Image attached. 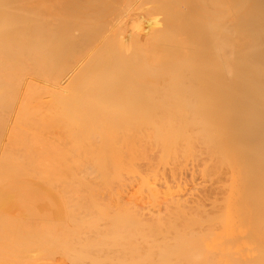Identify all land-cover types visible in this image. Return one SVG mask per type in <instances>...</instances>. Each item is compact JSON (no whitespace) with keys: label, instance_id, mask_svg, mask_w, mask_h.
I'll return each mask as SVG.
<instances>
[{"label":"bare ground","instance_id":"1","mask_svg":"<svg viewBox=\"0 0 264 264\" xmlns=\"http://www.w3.org/2000/svg\"><path fill=\"white\" fill-rule=\"evenodd\" d=\"M231 1L229 2V0H226L224 2V0H0V52H1L0 55L2 53H4V54H2V56H3L2 58L5 57V61H4L5 64L0 63V68H1L0 69V89L3 91V94L0 95V110L2 108V111H0L2 114V117H1L2 120H0L1 121L0 122V151L2 150L1 153L3 154L2 155L3 158L2 159L0 158V159L2 161H4L3 159H5L6 162H8V159L5 157V154H4V153H6V154H10L9 157H8V155H6L9 158V161L14 160L16 158L17 154L15 153V158H14L13 154H11V151L14 149H15V151L19 150V152H21L20 154L26 153L29 156L27 160H26V158H24L25 159L24 162L26 163L25 164L26 166H27V164L28 165L30 163L33 164L32 162H34L33 165L41 170L39 172V169L36 170L34 168L35 169V171H34V169L32 168L29 170V173H28L26 169H28L27 167L30 168L31 165H29L27 167L24 166L23 165L24 162H22V160H24V159L17 160L19 162H14L16 160L12 161L13 165L10 163L11 162L10 161L9 165L12 166L13 168H17V170H19V171H17L19 176L20 175L22 176V174H24L26 177L25 178L21 177V178H23V180L27 179L26 180L27 182L24 180V183H25L24 184L23 180L20 181L19 179H21V178L17 179L16 178L17 174H15L14 177L16 179L15 178L12 179L11 176H10L11 178H8L9 176H7V178L10 179L9 182H12V183H9L7 185L6 183L8 182V179L7 180L4 179V177L6 175L5 176L3 175V178H2L3 180L0 179V187L2 188V186L4 185L3 188L0 190V208H4V210H5L6 209L5 207H9V205L11 203L9 204L7 202L9 205H6L2 202L6 201V200L8 201V197H11V196H9V195H11V193H12V196H14V194H15V199L18 198V199H16V201L20 202V200H21L22 203L20 202V204H19L20 206L24 205V202L26 201L25 199H27V201L31 199L30 201H32L37 197L39 201H37L36 199H35V201H37L38 203L41 200H44V198L48 194H43V195H45V197H42L40 199V197H38V194L40 193L41 190H39V193H37L36 191H38V190H35L34 188L37 189L39 186L30 188V186H36V185H32L33 182H35V181L32 182L31 180L35 179L34 177H36V178L40 177V175L42 176L40 178L44 177V179H46V180H49L51 178L54 179L52 177V174H54V173H52V172L53 171L57 172V169H61V168H59V166H62V167L64 166L63 169L65 167H71V168L72 167H75V168H77V167L81 168L82 167L81 168V170L83 171L82 174H81V171L79 170L80 174L82 176L84 173H86V172H84L83 168H86L88 170V174L91 172L90 170H96L99 168L98 172L96 170L95 173L97 174L100 172L101 178L100 177H98V178L102 182H103V180H101V179L104 178V173H105V176H106V172L108 175L109 174L113 175V173L115 174V172H117L116 170H118V168H120V166H121V168H122V166H123V168H124V166L126 168L127 166L132 167V165L134 164V166L132 168L136 169L137 166H135V165H137V164H135L134 162L136 161L138 163V162H140L139 160H137V159H139L138 157H142V156L144 157L146 150H147V147L149 145L148 142H150V141H153V142H151V143H153V145L156 144V143H154V141L155 142L159 141V142H157L158 143L157 145H159L158 146L159 148L162 145H164V146H162L163 148L162 147L160 148L161 149L160 154H161V152H162V154H163V152H166L164 154L169 153L168 155L163 154L165 156L164 157L162 155L164 157L163 159L160 158V155H158L160 160L157 159L156 162L159 160V162H161L160 164H162V165H163V163H164V165L166 164V162L164 161L166 157H170L168 160L171 161L170 160L172 158L171 156L175 155V154L172 155L171 150L172 149L174 150L175 147L172 144L175 143L176 141L178 142L177 145L181 144L180 146H182L183 144H185V148L188 146L190 148L191 144H193V147H195L196 149L199 146H197L198 144L196 146H194V144L200 143V144H202V146H204L206 148V150H205V149H202L201 147H199V148H201L200 151L205 150L206 154L208 153L209 155H211L209 157L210 159L212 156H217L215 159V162L217 165L219 163V161L217 159H219L221 164L223 163L224 165L226 163H229V165L234 163V167L238 166L237 167L238 169L239 168L243 169L242 171H244V174L248 175V171L244 169V164L246 163V158H248V157L245 156L246 153L245 154L243 153L244 152L243 149H245V147L243 146L244 147L243 148L242 144H240L241 138L243 136V135L241 136V134H242L241 132H247L246 130L250 129V128H247V126H245V125H248V127L251 126V128H253L252 133L255 134V135H251L249 133L251 135L250 136L248 134L251 137L250 139H245L246 137H244V136H246V135L243 136V138H244V140H246V142L251 141L250 142L252 144L251 146L248 143L251 151H254V150L256 151L257 146H258L260 151L264 148V137L260 136V138H257V135H256L257 132L259 134V132L263 133V131H264L263 130L264 129V123H262V122H264L263 121L264 119L262 118L264 115L261 113V115H262V116H260L262 118V120H261V118L259 117V114H260L259 105L256 104L257 105L256 108L254 107L255 106L254 102H256V99L254 100V97H256L255 95L256 94L259 95V96H257V98L260 96H262V98H263V96H264V92H263L264 91L263 90L264 89L263 88L264 87V81H263V84H262V82L260 83V81L263 79L264 75H262V78H261L257 74V72H258L257 69L259 67H262V65L264 66V24H263L264 19L260 18L261 16L264 18V16H263L264 10L263 9L261 10V6H262V8L264 6V1L242 0L244 3L243 4L239 3V5L240 4L243 5L242 6L243 8H242L241 5L239 6L238 4H235L237 0H233L235 3L234 2H232V3L235 4V7L238 10L236 8H233L234 6L232 5ZM226 2L229 4L231 3L230 6ZM237 3H238V1H237ZM226 4L229 8L226 6ZM236 5L239 7H237ZM259 7H260V9H259ZM227 8H228V10H230V8H232L233 10L237 11V12L236 11L235 12L237 13L238 16L236 15V13H235V16L238 17V18H236L237 20L240 18L239 19L240 23L237 22L240 26V28H237V31L240 29V33L238 31L239 35L241 34L240 38L238 37V35H237L238 33L235 29V26L236 27H239V26L237 25V23L234 24L235 22H233V19H230V18H233L232 12H234V11L233 10L232 11L227 10V13H225V10ZM240 8H242V11H240L241 10ZM239 11H240L241 15H239L240 13L238 14ZM259 12H260V14H259ZM230 13L232 16L229 15ZM225 18H227V21H229L228 23H227V21H225ZM259 19L263 22H260ZM230 20H232V24H231ZM235 31L237 34L235 33ZM235 34L237 35L236 39H235V36H236ZM238 38L240 40L239 43L241 42V39H242L243 44L242 43L240 44V47L242 49L241 48L238 49V46H239ZM239 50L242 53L246 51L245 52L247 55V57L245 55L246 59H244L245 57H243L245 53H243V55H242L241 53H239ZM240 54H241V56H240ZM227 56H229V57H227ZM249 57H250V61L248 60ZM241 59H243L244 61L242 60L243 61L242 62ZM246 61H247V64H246ZM244 62L246 65L243 64ZM248 63H249V65H248ZM1 64L3 65L2 67H1ZM243 65L245 66L246 69L247 68L248 69L243 70V67H244ZM255 66L258 68L254 69ZM248 70L249 71L253 70V71L252 72L250 71V73H251L250 74L248 72ZM242 71L246 72V73L243 72L246 75V78H245V75L243 73H242L243 76L241 75L240 72H242ZM248 74H250V75L247 76ZM256 74L260 79H258ZM166 76H168V77H166ZM173 78H174V80H172ZM244 78H245V80H243ZM258 80H260V81H258ZM244 81H245V83H244ZM243 84H245L244 87L245 88L247 87V90L243 87ZM162 85H164V87ZM165 85H167V86H165ZM172 85H175L177 87V89H175L174 86H172ZM259 86H262V87L260 88ZM165 87H167V88L165 89ZM241 87H242V89L244 88V90H245V91L242 90L243 94H244V92L248 91L249 93L246 92L245 94L251 93L250 96H252V94L254 93V95L252 96L253 101L252 100L250 101V99H248L249 98L248 95L245 96V94H244V96L247 97V98H244L245 100H243V98H242L243 94H242V96L239 95L241 97H239L238 95L236 96V94L242 93L240 90ZM168 88H169V90H168ZM171 88H174L175 90H173V89L170 90ZM259 88L262 90L261 92H260ZM164 89L166 91L168 90V92L164 91ZM238 89L240 90V93H236L234 95V92H239V91H237ZM254 89L257 93L254 91ZM1 90H0V93H2ZM258 90H259L260 94L258 93ZM184 91H186L187 94ZM232 91H234L233 94H232ZM251 91H253V93ZM220 92H223L224 96L220 95V94H222ZM230 92H231V94H230ZM70 98L73 101L72 103L70 100H68ZM241 98H242L243 102H241L242 101ZM259 100H260V98H259ZM263 100H264V98H263ZM263 100H260V101L263 102ZM69 103H70V105L68 107V110L71 107V112H75V113H73L75 115L74 118H72L73 115L71 117V114H72L71 112H69L70 113L69 114L68 111H66V110L64 111V109H67V108L64 107V109H61L65 104H66L65 106L67 107ZM242 103L245 104V107L242 106L243 109H245V113L240 114L239 107H241V105H244ZM263 106H264V103H263ZM227 107L229 110L227 109ZM243 109H241V110H243ZM61 110L64 111L63 114H62V112H59ZM200 111H203V114H201ZM262 112H264V111H262ZM189 114L190 115L193 114V116L198 114L197 119L201 118V117H199V115L204 116V114H205V119L202 118V119H204L205 122L200 119L202 121L200 123V121H198L196 119V116H195L194 120H197L200 124L198 126L197 121L193 122L194 120L191 119L192 121L191 120L190 121L193 122V124L195 125L194 126L189 121V118H190ZM62 115H63V117H62ZM65 115H66V117H65ZM241 115H243V116H241ZM67 116H69L70 119H68L69 117H67ZM193 116H191V117H193ZM241 117L244 118V121H243V119H241ZM35 118H37L39 121V124L37 123L38 121L36 122V126L38 125V128L36 126L35 127L37 129L33 128L32 126H34L35 124L30 126V124H31L30 123L29 128L32 127L33 129H29L27 127V123L32 122V119L34 121ZM257 119H259L261 121L260 126L257 125V123H258ZM27 120H29V121L27 122ZM240 120H241V122L242 121L245 122V125H243V128H242L243 123H241V124L239 123ZM233 121H236L237 124H235ZM34 122H32V123H34ZM74 122H76V123L78 122L77 126H76V123H75V126L72 125V124H74ZM173 122L174 123L179 122L180 124H182V126L184 124V127H185V125H187L186 123H188L189 124L188 126H190V127L192 126L190 130H192L193 127L195 130V127L200 128V126H201L203 128L204 127L208 128V131H206L207 129L206 130L204 129L205 131L203 130L204 131L203 132L202 129H200L201 130L200 133H197V132H199V130L196 131V133L198 135L193 133V135L195 134L196 136H192V135H190L192 133L188 134V132H187V130H189L190 127L188 128L186 126L187 129L183 128V127H181V128L184 129L182 131L186 130L187 133L184 132V134H182V131L180 134H178L179 132L174 133L173 132L174 130L169 129V126L171 123H172V125H174ZM202 123H204L205 125ZM233 123H234V126L236 125L235 126L236 128L233 127V128H235V130H233V128H232ZM162 124H166L164 129H162L163 128ZM177 125H178V123L177 124L175 123L174 128H176ZM202 125H204V126H202ZM166 126H167V128H166ZM256 126H258V128ZM244 127H246L245 131L242 130V129H245ZM170 128L174 129L173 127H170ZM177 130L180 131L179 128ZM161 132L165 133V134L163 133L164 135L161 136L162 138H164V136H166V137H169L168 139H170V142L175 141V142L170 143V145L173 146L174 148L173 147L171 148V146L168 147L169 141H167V143H166V140H165L166 138L162 139L160 137ZM192 132H194V131H192ZM207 132H208V134H207L208 136H206V134H204ZM262 133H260V134H262ZM28 134L30 136H28ZM244 134H246V133H244ZM263 134H262V136H264ZM199 135L201 137H198ZM204 135L207 137V138L204 137L206 139H204L202 137ZM160 138L162 140H165V142L163 141L161 143L162 145H160V140H161ZM200 138H202V140ZM247 138H249V137H247ZM27 140H29V141L27 142ZM179 142H184V143L182 144ZM163 143H166L167 147ZM174 145L176 146V143ZM244 145H245V143H244ZM4 147H5V150H4ZM246 147L248 148V146H246ZM149 148H151V147H149ZM195 148H193V149H195ZM155 149H156V147H155ZM165 149H166V151H162ZM179 149L182 151L184 150V149H181V147L180 148L176 147L177 151ZM193 149H190V150H193ZM6 150H8V151L6 152ZM176 150H174V153ZM187 150L188 149H185V151H187ZM149 151H147V153ZM185 151L183 152L184 155H186ZM155 152L154 153L149 152V155L151 153L152 156L156 158L157 155L155 154ZM197 152H198V150H197ZM247 153H248V151H247ZM252 153H255V152H252ZM256 153H258V152H256ZM262 153H264V150ZM20 154L18 153V156H20ZM26 154H24V155H26ZM153 154H155L156 156H154ZM158 154H159V150H158ZM176 154L178 157L179 156L178 152ZM180 154H182V153H180ZM188 154H190V155L192 154L191 155L192 157L194 156L193 153H188ZM188 154H187V158H188ZM184 155L182 157H184ZM248 155L251 157L250 153ZM10 156H12V158ZM257 156H255V157H257ZM259 156H260L259 159L263 157L261 155V153L259 154ZM30 157H31V159H30ZM182 157L180 155L179 158H182ZM200 157H201V155L199 156V158ZM203 157H206V156L204 155ZM203 157L200 158L201 160L200 159H198V160H200V162H201L203 160L202 159ZM125 158L128 160V163L126 162L127 160H123ZM150 158L151 157H149V159ZM184 158L180 159V160H184ZM214 158L215 157H212V159H214ZM206 159H208V157H206ZM206 159H204V160H206ZM210 159H209V161H210ZM176 160H179V159L177 158ZM176 160L174 162L177 164L178 161L176 162ZM190 160H191V158H190ZM2 161L0 163L3 165ZM153 161H154V159H153ZM186 161H185V164H187ZM195 161L196 160L194 159V164L196 163ZM217 161H218V163H217ZM156 162L153 163L150 161V167L152 166L151 163H153V165L156 167V165H155V164H157ZM254 162H256V161H254ZM175 163L172 165H174V167L176 168ZM181 163L184 164V161L183 162L180 161V165L183 167V165ZM257 163H259V161ZM257 163H255V164H257ZM5 164L7 165L8 163H5ZM94 164L98 165L95 167L96 169L94 168ZM201 164H203V163H201ZM235 164L237 166H235ZM2 165H1V169H2ZM9 165H8V167H9ZM15 165H16V167H15ZM138 165H139V163H138ZM229 165L227 164V166H229ZM232 165L229 166V169L233 168ZM257 165L256 166L253 165V166H255V168H256ZM107 166L114 167L116 170H112V171H115V172L109 173V171H107L108 169L105 170L103 168V167H107ZM143 166H145V165H143ZM163 166H161V167H163ZM181 166H180L179 172L183 171V168L181 169ZM3 167H4V165H3ZM56 167H58V168L56 169ZM167 167H169L168 168L169 170L166 169V171L167 170L170 171V167H171L170 162L168 163ZM174 167L172 166V168H174ZM204 167H206V165ZM211 167H214V165ZM222 167H223V165H222ZM250 167L252 168V166H250ZM260 167H261V163H260ZM71 168H69V169H71ZM138 168H139V166H138ZM178 168H179V165H178ZM178 168H176V169L178 170ZM245 168H246V165H245ZM248 168H246V169H248ZM100 169H103L101 171H103L104 173L99 171ZM122 169H119L118 172L121 171ZM146 169H148V167ZM152 169L154 170L155 168L152 167ZM152 169H149V170H152ZM157 169H159V168L157 167ZM157 169H155L157 171V173H156V171H155V173L156 174H162L159 176L161 178H163L162 176H164L163 174H165V173H162V172L164 170H162V172L160 171L161 173L160 172L158 173L159 170H157ZM184 169H187V168H185V166H184ZM218 169H219V167H218ZM240 169H239V171L237 169L236 170L238 172H241ZM128 170H129V168H128ZM128 170H126L127 172L125 170H124L125 172H123V170H122L121 173L123 172L122 173L123 175L125 173L126 175L129 174V176H131L130 174L133 175L134 173L137 172L138 169H136V170L132 169V170H134V171H132L133 173L131 171L129 173ZM130 170H131V168H130ZM142 170H145V169H142ZM257 170H258V168H257ZM21 171H23V172H21ZM37 171L39 173H42V174L39 175V173H36ZM168 171L166 173H168ZM176 171L174 170V173ZM212 171H211V173H212ZM223 171L225 172V170H223ZM259 171H261L260 168H259ZM6 172H8V171L6 170ZM19 172H21V174ZM24 172H26V173H24ZM31 172L33 173L34 176L31 175ZM59 172H60V170H59ZM141 172H138V173H141ZM170 172H172V171H170ZM170 172L168 174L169 177H171L173 175V173H170ZM197 172H195V173L197 174ZM138 173H137V175H138ZM142 173H143L142 175H144V172H142ZM152 173H153V171H152ZM155 173H154L153 177L155 176ZM177 173H178V171H177ZM214 173H216V172H214ZM221 173H223V172H221ZM233 173H235V169H234ZM258 173H260V172H258ZM2 174H3V172H2ZM8 174L9 173H7V175ZM29 174L31 176H33V178H29V179H31L30 183H32V184H29V181H28L29 179L27 178L28 177L27 175H29ZM170 174H172V175L170 176ZM192 174H193V172H192ZM18 175H17V177H19ZM48 175H50V176H48ZM85 175L83 177H86ZM90 175L92 177L93 174L90 173ZM147 175H148V173H147ZM147 175H144L143 177H146ZM203 175H205V174H202V177H203ZM217 175H218V173L216 174V177H217ZM227 175H229V174H227ZM240 175H242V174H240ZM243 175H242V177L245 176V179L246 178L247 179L246 180L242 179L241 176H240V179L243 180L244 182L247 181L246 184H249L248 179H250V178L248 176L246 177V175H244V176ZM254 175H255V173H254ZM110 176L105 177L104 179L112 178L114 176L112 178V180L110 179L111 181L107 180V181L113 183V179L114 178L116 179V176L115 175H113L111 177ZM139 176L142 178L141 175H139ZM150 176H152V175L150 174ZM165 176H166V174H165ZM178 176H179V174H178ZM211 176L212 175H210V177ZM49 177H51V178H49ZM74 177H76V176H74ZM74 177H72V179ZM133 177H134V175H133ZM140 177H139V179H141ZM177 177H175V178L177 179ZM220 177L218 179H220L222 181V179ZM258 177H259V175H258ZM64 178H65V176H64ZM66 178L64 180L63 179L62 180L65 181ZM80 178H81V176L79 177L78 182L82 181V180H80ZM98 178H96L97 181L99 180ZM125 178H128V177L125 176L124 179ZM146 178L145 179L142 178L143 184L142 183H141L142 185L139 184L140 186H144L145 185L144 182L145 181L147 182V180L151 179L149 177H148L149 179H146ZM161 178L159 179V181L161 180ZM173 178H174V176H173ZM173 178L171 177V179H173ZM252 178H254L253 175H252ZM56 179H60V178H56ZM87 179L86 180L84 179V180L87 181ZM118 179H120V178L117 177V179L115 181H117ZM133 179H130V181L131 182L135 181ZM139 179H137V181ZM180 179H182V178L180 177ZM214 179L217 180V178H214ZM224 179H226V180L228 179L227 181L229 182L230 178H224ZM256 179H257V176H256ZM11 180H13V181L15 180L14 181L15 183ZM16 180H18V182H16ZM40 180H42V179H40ZM40 180L39 179L37 180V181H39L38 183H40ZM69 180H70V178H68V180L65 182H69ZM73 180H75V179H73ZM73 180L72 181L70 180V181L73 182ZM84 180L82 181V182H84V184L88 182V181L85 182ZM155 180H158V179H155ZM164 180L166 181L168 179L165 178ZM173 180L171 182H174ZM178 180H179V178H178ZM178 180H177V182H174V183L178 184L179 183ZM4 181H6V182H4ZM122 181H121V183H122ZM127 181H129V180L127 179ZM185 181L183 182L184 184H185ZM203 181H205V180L203 179ZM237 181L239 182L237 184H240L241 181H239L238 178H237L236 182ZM243 181H242V183H243L242 185L244 186L245 183ZM249 181H251V180H249ZM21 182H22L21 187L24 184L23 188H21L20 184H18ZM42 182L44 183V181H41V183ZM75 182H74V184H75ZM92 182H93L92 180L89 181V183H92ZM104 182H105V180H104ZM118 182H119V180H118ZM124 182H125V184L122 183L123 185L122 184L121 185L122 186L125 185L124 187H126V188L123 187L121 189L122 190L121 192H123V189H125V190L128 189L127 187H129L130 183H131V182L126 183V181H124ZM154 182H156V181H154ZM163 182H161V183H163ZM191 182H193V181H191ZM251 182H254V181H251ZM56 183H59V182H56ZM89 183L86 184L84 187L88 189L89 186H92L91 184L89 185ZM150 183L151 182L149 181L148 184H150ZM170 183L168 182V184H170ZM215 183H213V184H215ZM262 183L263 182L261 181L258 184L260 185ZM1 184H3V185L1 186ZM10 184L14 185V187H11ZM28 184H29V186H27ZM34 184H36V183H34ZM45 184H49V183L48 182L44 183V186H45ZM50 184L52 185L53 183L50 182ZM66 184H68V183H66ZM76 184L80 185L79 183H76ZM76 184L74 186L77 187ZM126 184H127V186H126ZM135 184H136V181H135ZM135 184L133 186H137V184L136 185ZM164 184H165V182L163 183V185H160V186H164ZM166 184H167V182H166ZM252 184H250V185H252ZM254 184H256V183H254ZM263 184H262L261 188L263 187ZM15 185H16V188L19 189V191L17 189H13V188H15ZM17 185H18V187H17ZM51 185L49 187H51ZM59 185H61V184H59ZM72 185H73V183H72ZM83 185H81L82 188H83ZM97 185H98V182H97ZM106 185H107V183H106ZM109 185H111V184L109 183ZM117 185H120V183H118ZM183 185L181 183L180 186H183ZM225 185H226V183H225ZM242 185H238V186H242ZM6 186L8 187L9 191L12 188L11 191L14 192L16 190L18 192L17 193L15 192L13 194V192H9L7 190H4ZM57 186L58 185H56V187ZM153 186L150 184L151 188ZM171 186H172V184L169 186L168 185L164 186V187H166V191L164 193L167 192V189L169 187H170V189L173 187V186L172 187ZM218 186L219 185H217L216 187L218 188ZM7 187H6V189H7ZM66 187L67 186H65V188ZM103 187H104V184H103ZM155 187L157 188L158 186H155ZM207 187H206V190H208ZM216 187H214V188H216ZM236 187H234L232 189V192H231L232 198L230 199V202L228 203V205H227V203L226 204L224 203L221 205L216 203L217 205H213L214 210L216 208L215 212L213 211V209H212L213 212H209L210 210H207L206 206H205L206 204H209V205L211 204L209 202L210 200L208 201V198H207V201L209 203L206 202V204H205L206 195H208L206 192H209L210 196L211 195L215 196L216 192L214 190H212L213 191L212 193L215 192L214 195L210 194L211 193V190H210V191H206V192L204 191L206 194L204 196V195H202V193H198L199 191L198 192L196 191L197 188H194L195 192L198 195L200 194L202 197H200V198L197 197L198 199H193L194 198V196H193L192 200H194V201H192L191 203H190L191 199L185 198L187 201L188 200L189 201L188 202L186 201L187 203H185L184 202L185 199H183V201H181L182 202L181 203L180 200H179V202L176 201L177 198L172 195L174 193L177 194V191L176 192L174 191L173 193L171 192L172 194L168 191L169 192L168 198H169V195H172V197H170V199H167V200L163 199V198H161L163 200H159L157 197L160 196L159 193L163 194V192L161 190H159L160 191L159 192L158 189H156V188H155L156 189V192H155V190H153L154 189L153 188L152 191H154V194H153V192H151L152 194L149 193L152 196L153 200H155L154 196L157 195L156 198L159 200V202L162 201V202H160V204H162V205L164 204V206H160V205L158 206V204H157V206L160 208L166 207V209L168 208V209H172V210L169 211L167 209L166 211H169V213H167V212L165 213V210H164L165 215L164 214L162 215L159 211H161L163 213L162 210L165 208H163V209L161 208V210H160V208H158L159 209L158 213L156 212L157 210L154 212L156 216H154V213H152L153 211L150 213V214H152L153 219H151L152 217L150 218V216H148L150 218L149 220L148 219L145 220V215H143V213L142 214L140 213L141 212L140 208L135 207V204L137 206L139 204V202H137L138 199H135L138 204L136 202L134 204L133 202L135 200L133 201L130 197L131 202L134 204V206L130 205L132 207V209H128L131 207L130 206L126 207L122 204L124 206V209H122L123 210L122 211L120 209V208H123V206H121V203H122L121 200L123 199L124 196H122L121 198H118L117 197V196H119L118 191H117L118 195L116 194L117 196H115V195L112 196L110 194V192H111L110 190L105 191L107 189L104 188V190H103L102 188H100L103 190V193L108 192V194H110V197L112 196V198H113L115 196L114 197L115 199L118 198L117 201L113 198L116 201L115 202L116 205H117L118 200H119V202L121 201L120 206L118 207V205H117V208H116V209H118V208L120 209L121 214L125 210L123 215L126 213H128V215L132 213V216H133V213L135 214V212L137 211V210L136 211L133 210L134 209L133 207H135L136 209H139L140 212L137 211V213L141 214V215H137L138 221L136 223L138 226H136V227L140 226V228H138V230L141 229L140 233H142L143 236L141 234H139L138 232H136L138 230H136L135 227H133L132 230L130 229V228H132L131 227L132 226L131 220L129 219L130 223L126 222V220L128 219V215L127 216L122 215L124 217L123 219L121 218L122 216L120 218L118 216V218H119L118 219L117 215H116L117 212L115 211L116 209L114 208L113 211H115V213L113 215L111 214L112 220L110 219V221H113V218H114L113 216L115 215L116 217L114 219L117 218L118 221L115 222L116 220H114L113 222L116 224L119 222L120 228H118L119 224H118V226L114 225L115 226L114 227L113 226L114 223H112L111 227L112 228L114 227V230H113L114 232L116 231L115 229L119 230L118 231L119 233L113 234V235H116L115 237L114 236L112 237V235H110V239L107 235V237L109 239L107 241H109V243H111L110 241L112 240V242H113V239H115V238L116 239L119 238V240H122L124 237V239H127L126 236H128V235L132 236V234L135 232V233H138L136 235L133 234L135 238L132 237L133 239H131V236H129L130 238L128 237V240H130V239L134 240L135 239L136 243L141 242L140 243L141 246L145 243L146 244L145 246H146L148 252H150L149 255H152L151 254L152 250H154L156 253L158 251L157 254L159 255V257L152 255L153 258L152 257L151 258L153 261L151 259H149L148 257H147L146 261H143V259L144 258L146 259V257H143L142 254H139V253L142 251L144 253V251L146 250L145 246H143L144 248L140 247V250L145 249V250L140 251L139 248L137 250L135 249V247L136 248L139 247V244H137L138 246L136 245L134 247V249H135L134 251H132V250L129 251V249H131V248L133 249V247H131V245L135 241H133V242L129 241L132 243V244L130 243L131 244L130 245L127 242L128 240H125L124 245L127 243L130 245V248L128 247L127 250L126 249L124 250V247H123V250H121L122 248H120V250L117 248L118 249V251H117V249H113L112 244H114V245L116 244V247H118L119 244H117L118 243L117 240L116 241L114 240L115 242L111 243V245H112L111 249L108 248V246L106 247L105 243H104L105 245L103 244L107 248V254L109 255V252H111L112 250L114 252L115 251H117V252L123 251V252H125L124 255L130 256L132 258V260L129 257V259L123 258L124 260L123 259L122 260L117 259L119 261L114 259V260H116V262H114V260H112L113 258L111 259L112 255L109 257L110 260L113 261L112 262L113 264H115V263L116 264H144V263H148V264H244V263L245 264H252L253 259L256 262L255 257L257 259L259 257V255H257V256L255 255V257L253 256L252 257L253 259H252L248 254H246V255L243 254V252L241 250L238 252L235 251L234 253L231 252L232 254H234V257H231L232 254H230V253H225V249H226V247H228V243H229V247H230L231 246L230 242L231 243L235 242L234 239H233L234 241L232 242L231 239H225V238H227V236L231 237V238H235L238 235L236 233H239L238 231H241L240 226L247 223L248 219H250V221L251 220L254 221V222H252V221L248 222V223H250L249 226L251 225L250 228L253 231V229L255 228L253 225H256L255 220L258 218V217L257 218L255 217L256 219L254 220L253 214H256V213L252 214V212H255L256 210L251 211V215L253 216V218H251L252 216L250 215V212H248V211L253 209L252 206H250L251 209L248 208L249 207L248 206L247 209H249V210L247 211V209L245 210V208L243 207V204H242V203L245 204V202H248L247 199H248V197H250L249 195L254 190L250 191L251 193L249 192L250 189H248V191L245 190L246 193L247 192L250 193V194H247L248 197L245 195L246 193L243 192L244 196L247 198L246 199L243 196V194L242 195L240 194V190H238L239 193H237V190L235 189ZM245 187L246 188H244V189H247L248 185ZM254 187H256V185ZM29 188H30V190H29ZM95 188H97V187H95ZM135 188L136 187H134V189ZM161 188H163V187H161ZM161 188H159V189H161ZM176 188H177V186H175L174 189L177 190L178 188L177 189ZM180 188H182V187H180ZM186 188L187 187L185 184L184 189H186ZM191 188H188V189H191ZM224 188H226V187H224ZM68 189L70 190V188H68ZM74 189L76 191V188H74ZM90 189H93V188H90ZM90 189L88 191H90ZM119 189H120V187H119ZM119 189H117V190H119ZM134 189H131V190H134ZM188 189H187V191H189ZM242 189H243V187H242ZM242 189H241V191H242ZM256 189H257V187H256ZM77 190L81 191L79 193L77 192L79 195L81 193H83L82 192L83 189L80 190V188H77ZM139 190L140 189H138V191ZM144 190H148V189H146V187H145ZM180 190H182V189H180ZM197 190H199V189H197ZM227 190H228L227 192H230L229 189H227ZM75 191L73 190L74 194H77V193H75ZM112 191H113V189H112ZM143 191H142V193H143ZM150 191H145V192L148 193ZM259 191H261V190H259ZM8 192H9V195H8ZM56 192H57V189H56ZM113 192H115V191H113ZM184 192H186V190L183 192H180V193L182 194ZM195 192H194V195L196 194ZM21 193H23V194H21ZM26 193H28V194H26ZM89 193L91 195V192H88V194ZM115 193H113V194H115ZM136 193H137V191H136ZM136 193L135 194L133 193V194L136 196ZM256 193H258L260 195V192L257 191ZM25 194L28 196H26ZM84 194H86V193H84ZM104 194L107 195V193H104ZM123 194L126 195V193H124V192H123ZM141 194L139 193V196H138L139 198L142 197V196L140 197ZM178 194H179V192H178ZM189 194H191V193H189ZM223 194H222V196H223ZM61 195H62V193H61ZM96 195H93V196L91 195L92 197H90L88 195L89 199H90L89 201L92 202L91 204L93 205V207L95 209L97 207L100 209L101 207L99 205H97V202L98 203H100V202H99V200H97L98 198L96 199V197H95ZM143 195H145V193ZM185 195H187V193ZM191 195H193V194H191ZM252 195L254 196L253 193H252ZM17 196H19V197H17ZM31 196L34 199L31 198ZM39 196H42V195L39 194ZM50 196L48 195L45 198V200L46 199H47L46 201L50 200L49 199ZM74 196L76 197V195H74ZM126 196L128 197V195H126ZM151 196H149L150 199H151ZM195 196H197V195H195ZM261 196L262 195H260L259 198ZM26 197H30V199L26 198ZM63 197H65V196H63ZM75 197H74V199H76V200L80 199L82 201L83 199H81V197L83 198L84 196L81 194L80 198H77V197L75 198ZM93 197L95 198V201H92V199L94 200ZM110 197L108 200H110ZM149 197L147 199V202H148V200H150ZM163 197L167 198V195L164 196V194H163ZM57 198H58L57 200H59L60 196H58ZM62 198H60V199H62ZM67 198H63L62 200L64 202H66L65 199H67ZM86 198H88L87 194H86ZM145 198H147V197H145ZM172 198H174V201H176V203L172 200ZM183 198H184V196H183ZM216 198H217V196H216ZM218 198H217V200H218ZM221 198H223V197H221ZM15 199L13 198V201ZM69 199L71 201L74 200L73 198H69ZM124 199H126V198H124ZM260 199H262V197ZM260 199H259V201H260ZM22 200H24V201H22ZM70 200H67V202H70ZM76 200H74V201H76ZM165 200L167 202L171 203L172 206H171V204L166 203ZM244 200H246V201L244 202ZM30 201H28V202H30ZM35 201H33V203L36 206L38 203ZM51 201L54 202V200L52 198H51ZM63 201L60 202V200H59L60 203L59 202L58 203L60 205L62 204L64 207L65 205H64ZM151 201L152 200H150L148 203H150ZM163 201H165V203L168 204L169 207L165 203H163ZM172 201L174 202V204ZM251 201H252V199H251ZM11 202H12V200H11ZM110 202H112V201H110ZM225 202H227V201L225 200ZM33 203H31V204L34 205ZM74 203L76 205L78 202H72L73 205H74ZM103 203H104V201H103ZM153 203H155V202H153ZM153 203H152V207H153ZM157 203H158V201H157ZM212 203H213V201H212ZM42 204L43 203H41V205ZM54 204L55 203L51 204V206L53 205L52 209L54 207ZM72 204H69V206H71ZM84 204H85V202H84ZM84 204H83V206H86ZM146 204H144V205L145 206L149 205V204L148 205H146ZM247 204L252 205V204H254V202L253 203L252 202L247 203ZM258 204H260V203H258ZM11 205H13V204H11ZM25 205H24V208L26 206L27 207L30 206V205H26V206ZM80 205H82V204H80ZM92 205H91V207H92ZM154 205H156V203ZM46 206H47V204H46ZM46 206L44 205L43 207H45V210L48 211ZM89 206H90V204H89ZM103 206L101 209H103ZM157 206H154L153 208H155V207L157 208ZM10 207H12V206H10ZM71 207H70V209H71ZM77 207H79V209L81 208V206H78V205H77ZM125 207L127 210H129V212L126 211ZM140 207H142V206H140ZM152 207H151V210L153 209ZM242 207L244 208L245 211H242L243 210ZM256 207H257V205H256ZM29 208H30V212H28V210H27V211H25V213L30 214L29 215V218H30L31 214H33L35 210L37 212L38 208H34V209H31L32 207H29ZM29 208H27V209H29ZM58 208H60V207H58ZM65 208H66V206L64 207V211L66 210ZM75 208H76V206H75ZM87 208H88V206H87ZM98 208L96 209V211L98 210L100 212L101 210H99ZM106 208H108V207H106ZM142 208H141V210H142ZM146 208H148V207H146ZM222 208H224V209H222ZM260 208H258V210ZM11 209L13 210V208H11ZM52 209H51V207L49 208L50 211ZM55 209H56L57 213L58 212L62 213L61 211H57V208H55ZM74 209L72 208L73 211L71 210L72 213L70 214V216L74 215L73 212H76L75 215L78 214L76 210L74 211ZM76 209L78 210V208H76ZM84 209H86V207L81 208V210L83 212H84ZM9 210H10V208H9ZM40 210H42V207L40 208ZM45 210L43 211V215H42V211H40L38 213H39V216L40 215H42L43 217L45 216V219H46V215H45L46 211ZM66 211L68 212V210H66ZM66 211L63 214L65 215V213H66V215L68 217V213ZM88 211L89 210H87L85 212H88ZM94 211L95 210H93V212ZM96 211H95V213H96ZM103 211H104L105 215H107V214H108V216L110 215V213H107L106 209H104ZM103 211L100 212L101 214H99V216L96 214L98 216V218L100 217V220H101L100 215H102ZM117 211H118V213H120L119 210H117ZM142 211L143 212L145 211V213L147 215L148 210H147V212H146V210H142ZM1 212L3 215L5 214L7 216L8 215L7 213L9 211L8 210H5V211L2 210ZM4 212H7V213H4ZM85 212H84L83 216L86 215ZM48 213L49 214L47 216L50 215L49 211H48ZM57 213H55V215L59 216V214L57 215ZM12 214H9V215H12ZM37 214L34 213L33 216L34 215L38 216ZM63 214H61V215H63ZM88 214H91L90 211L88 212ZM157 214H159V215H157ZM64 215L62 218H64ZM91 215L93 216V219H94V223H93L94 226L89 221L91 219L90 218L91 216L89 217L87 215L89 217V220L85 219L87 216L86 217L82 216V218H84L83 220L81 217H80V219L83 222H84V220L87 221L86 223L85 222L83 223L84 225H88L90 223V225L93 226L92 227V229H93L94 227H96V225L99 222L96 221V223H97L96 224L95 223L96 217H94V214H91ZM247 215H250L251 217L247 216ZM256 215L259 216V213ZM6 216H5V218L3 217L5 220L2 221L5 224H3L2 227H0L1 228L0 230H2L3 232L6 230L5 232L8 233V234H6L4 232V234H6L4 236L2 234L3 232L1 231V234H0V236L2 238V239L0 238L1 239L0 240V242H1V244H0V255L3 254V257H2V255L0 256V264H9L12 260L7 261V259L9 257L14 256L13 253H15V255H16V257H12V258H15L14 262L15 263L17 262L16 264H19L18 261L20 262L21 260H22L21 264H22V262H24V264H26V263L28 264V262H29V264L32 262H33V264H37L38 262H39L38 264H42L41 263L42 260L47 261L48 258L50 259L49 255H51V254H49L47 256V258L45 256L42 259V255L44 253H49L50 250L52 249V248L51 249L49 248V250L44 252L45 251V250H43V249H45L44 245L45 246L49 245L48 243L45 244V242H46L45 241L44 245H43L44 248L42 247L43 249L41 248V245H42L41 243L39 244L40 249L38 248V244H35V245H37L36 249L34 246L33 247L30 246L33 249L32 251H35L34 253L32 252L34 254V257L31 253L32 257L30 259L31 255L29 254L30 252L28 251V249L31 250V248H28L27 251L29 253L27 252L26 255H30V256H28V259L26 258L27 261L25 260L24 257H23L24 259L19 258V260H18V256L20 257L23 253L19 252L20 254L17 255L16 253H18V251L15 252L14 248L17 245H19L16 247V248H18L16 250H19V247L21 248L20 251L23 250L25 247H27V246H25V244L29 243L31 236L29 238L28 234L23 233L24 230L29 231V229H23V227H24V226H22L23 224L20 226L19 225L20 223L14 220L15 221L14 223L17 222L16 227H17V224L19 223L18 225L20 227H17V228L23 229V231L21 230L22 233L18 229V231L16 232V234H18V235H16L14 233L15 228L11 229L13 226H15V224L14 225L12 224L13 223L12 218H14V216L16 217V213L14 216H8L9 219H7ZM33 216H31L30 221H32V220L36 221L37 220L36 222H38V224L36 222H32V226L34 225L33 229L35 228L36 225L38 227H40L39 225L46 222L45 219H44L45 222L43 220H42L43 222L38 221L39 218H36L34 220V219H32ZM108 216L107 217L105 216L106 218H108L106 222H108L109 218H111V216L110 217H108ZM142 216L144 219L141 218ZM49 217H51V215ZM49 217H47L48 222H50V220L53 219L52 218L53 216L51 217V219H48ZM71 217H72V219L69 218L70 223L72 224V222H74V221L76 223L77 220H74L75 218H73V216H71ZM103 217H104V215H103ZM103 217H102V219L105 218V217L104 218ZM248 217H250V218H248ZM1 218H2V216L0 217V219ZM16 218H18V217H16ZM16 218H14V219H16ZM125 218H126V220H124ZM130 218H133V217H130ZM245 218H248V219H245ZM19 219H21V218L19 217L18 221H19ZM23 219H25V218L23 217ZM57 219H59V218L57 217ZM60 219H61V216H60ZM121 219L124 221L123 222L124 224L121 223L122 222ZM7 220H8V222H10V221H12V222L8 223ZM64 220L67 221V219H64ZM129 220H127V221H129ZM134 220H136V219L134 218ZM214 220L217 222L219 221L221 223V225L217 226V225H214V223L212 224L211 222ZM4 221H6V222H4ZM27 221L28 220L24 221L25 223L23 222L25 224V227H26ZM61 221L63 222V219H61ZM61 221L58 223L62 224L63 229L68 226L69 221H68V223L65 221V224L67 223L66 226H64V223H62ZM91 221L93 222L92 219H91ZM29 222H28L27 226L31 225V222L30 223ZM48 222L45 223L46 224L45 226H47V227H45L42 224V226H43L42 231H40L41 229H39L38 227H37V229L39 230L40 236L42 235L40 232H42L43 234H45V236H47L48 242H50V240H52L51 242H54L55 241L54 238L56 236V233H55V236H53L52 234H54V233H51L52 232L51 230H50L51 232L48 229H46L47 231H44V232H43V230L45 228L52 227L53 225L58 226L59 224L57 225L56 223L51 222L52 225L49 223L51 225V226H49ZM125 222H126V224H125ZM6 223L9 227H7ZM70 223H69V225H70ZM127 223H128V225L129 224L131 225L130 228H128V229H130L129 230L130 233L128 234L126 231L128 229H126L125 230L126 232L123 231L126 236H123L124 234L122 235V233H120V231L125 226H128ZM134 223L135 222L133 221V224ZM136 223H135V225H136ZM99 224L102 225V223H99ZM110 224H111V222H110ZM110 224H108L107 226H110ZM122 224L124 227L122 226V229H121ZM211 224L214 225V227H211L212 226ZM258 224H259V222H257V225ZM4 225H6V226H4ZM81 225H82V223H81ZM101 225H100V227H101ZM142 225H144V226L142 227ZM32 226L26 227V228L32 229ZM72 226H73V224L71 225V227ZM74 226L78 227L79 224L78 225L74 224ZM89 226H86V227H89ZM215 226H217V228L220 227V228H218L220 231L214 233L213 230H218ZM259 226H260V224L258 225V229L261 228V226L260 227ZM54 227L55 226H53L52 228H54ZM60 227H61V225H59V227H57V228H59V230H62ZM80 227L82 228V226H80ZM4 228H6V229H4ZM8 228H10V229L8 230ZM73 228L74 227L70 228V230H68V231L66 229L67 233L61 232L60 237H62V234H64V233H65L64 235L69 236L68 232H71V229H73ZM96 228L98 229L99 226ZM96 228H94V229H96ZM104 228H106L105 231H107L109 233V227L107 228L105 226ZM112 228H110V229L112 230ZM143 228H144L146 234H148L150 236L155 235L157 238L153 236L156 239H154V238L152 239V237L149 236V238H151L149 240L148 236H147L146 239H148V240L146 242V240H145L146 235L144 237V233H143L144 230L142 231ZM210 228H212L213 230ZM214 228H216V229H214ZM246 228H249V227H246ZM37 229H36V231H37ZM76 229H78V228H76ZM94 229H93V232H94ZM251 229H250V231H251ZM55 230H56V227H55ZM83 230H86V229H83ZM90 230H91V228H90ZM256 230L257 229H255L254 232ZM261 230H263V229H261ZM261 230H260V232H261ZM28 231H26V232H28ZM77 231L79 232V230H77ZM131 231H133V232L131 233ZM211 231H213V232H211ZM258 231H256V232H258ZM47 232H48V234H47ZM57 232H59V231H57ZM81 232H84V231H81ZM86 232H88V230ZM102 232H103V230H102ZM107 232H105V233H107ZM28 233H30V232H28ZM31 233H32V230H31ZM49 233H51V234L49 235ZM59 233H57L58 234L57 236H59ZM71 233H74L75 236ZM71 233H70V236L73 235L74 237H77L79 235V233L77 235V232L76 233L71 232ZM88 233H90V232H88ZM94 233H96L97 235H98V233L101 234L100 231L98 232L96 230ZM14 234L16 236H18V238H19L20 234H22V236L24 234H26L28 237H26L25 235L23 237L28 238V239H25L27 241H24L25 242V244H24L23 243L24 238L22 239V236H20L19 239L21 241L18 240L19 241L18 242L17 241L18 238L15 237ZM34 234L36 235V233H33V235L32 234L31 235H32V237L35 238ZM39 234H37V235H39ZM81 234L83 235V233H81ZM111 234H112V231H111ZM214 234L218 237V239H215V240L212 239ZM247 234L248 233H246L244 235V237L247 236ZM258 234L259 233H257V235ZM7 235L10 237H13V235H14L15 238L14 237L13 238H14L15 242L13 239L8 237ZM37 235H36V237H37ZM102 235L100 236V238L104 237V235L103 236ZM140 235L143 237L144 240L142 239V237ZM250 235H252V234H250ZM67 236L66 237L63 236V237H65L67 240L70 239V236L69 237H67ZM83 236H85V235H83ZM93 236H96V235H93ZM93 236H92V238H93ZM136 236L138 237V240H139V238H141V241H137ZM262 236H258V237H262ZM86 237L89 239V243L87 242L88 239ZM86 237H83V239L86 238V239H84L85 242H84V240L82 242H80L81 240L79 241L77 239L78 242H80L81 246H83V243L85 244V246L82 247L84 250L87 248V246L89 244H91L90 246H92V247L89 249V247H90L89 246L88 247L89 251H87V249H86V252H90L92 255L94 253V255L98 256L99 253H102V250H105V248L103 246H101L103 243V241L101 242V240H103L104 238H102L101 240H98L99 237L98 236H97L98 238L95 237V238H97V242L101 244L100 245L101 247H99V245L97 243L98 246L96 247V246L92 245V243L95 242V239L93 238L94 241H92V243H91L90 240H92V238L90 239L88 236H86ZM107 237H106V239H107ZM120 237H122V239H120ZM248 237L249 238L247 240H250L251 237L249 236V234H248ZM3 238H5L6 240ZM42 238H44V237H42ZM72 238L70 240H72ZM55 239H57L56 241H59L58 237H56ZM254 239H256V237L253 238V240ZM8 240L10 243L13 240L12 243L15 244V246L12 245V243L10 244L8 242ZM37 240L38 239H36L35 242H37ZM39 240L41 241L42 239H40V237H39ZM43 240H46V238H44ZM74 240H76V239L74 238ZM257 240H258V238H257ZM257 240H254V241H257ZM3 241L9 243L10 246H8L9 244H7V246H6V244L4 245ZM30 241L32 242V244L34 243L33 240H30ZM61 241H64V240H62V238H61ZM107 241H106V243H107ZM143 241H145V242H143ZM262 241H264V240L262 239ZM142 242H143V244H142ZM136 243H134V244H136ZM258 243H260V241L256 242V245ZM22 244H23V247L25 246L24 248L21 247ZM50 244L52 245V243H50ZM54 244L55 243H53V245ZM61 244H59V245H61ZM95 244L96 243H94V245ZM121 244H123V241ZM121 244H120L121 247L124 246ZM51 245H50V247H51ZM53 245H52V247H53ZM63 245H66L65 242ZM72 245H71V247H72ZM77 245H79V243H77ZM261 245L262 244H260V247H261ZM3 246H5L6 249ZM132 246H134V245H132ZM233 246L235 248V244ZM1 247H3V248H1ZM47 247H49V246H47ZM98 247L101 249H99ZM102 247L104 249H102ZM255 247H257V246H255ZM8 248H9V250H8ZM66 248H68V247H66ZM72 248H74V245ZM72 248L69 247L68 249L71 250ZM77 248L79 249L78 246H77ZM77 248L75 247L76 250H74V249L73 250L75 252H77V250H78ZM82 248H80L81 253H82V251L85 252ZM93 248L95 249V252H92L94 250L91 251V249H93ZM2 249L5 251H3ZM98 249H99V251H98ZM108 249H110L111 251L108 252ZM245 249H244V251H245ZM260 249H262V248H260ZM260 249L258 248V250H260ZM41 250H43V251L41 252ZM55 250L57 252V248ZM63 250H61V251H63ZM70 250H68V252L64 251L65 254L66 253L70 254V259H68L69 256L65 257L64 253H63L64 256H62L63 259L62 260L59 259L60 262L64 261L62 264H75V263L76 264H80V263L84 264V263H82L83 262L82 257H85L88 259V257L91 256V255H88V257H87V256L80 255L79 258H81V260H82V262H80L81 260L77 257V256H79V253L76 254L77 258L75 259L74 258L75 253L72 252L74 255H71V253L69 252ZM147 250H146V253H147ZM262 250H264V249H262ZM8 251L10 253H7ZM23 251H26V248ZM96 251L99 253H96ZM126 251H128V253H130V252H132V253H130V255H129L128 253L126 254ZM40 252H41V254H40ZM56 252H55V256H57V254L60 251L57 252V254H56ZM112 252L110 254H112ZM114 252H113V254H114ZM155 252H153V254ZM6 253H7V255H6ZM11 253H12V256H8V254L11 255ZM119 253H121V252H119ZM119 253H117V254H119ZM4 254H5V256H4ZM39 254L41 255L40 261H39V259L36 258V257L39 258V256H40ZM52 254H54V252ZM85 254H89V253H85ZM102 254H100V258L103 259V256L106 254V250H105V253L103 255ZM134 254H135V256H133ZM136 254L138 255V259L134 258V257H137ZM147 254H143V255L147 256ZM61 255H62V253H61ZM108 255L107 256L105 255L104 260L108 258ZM263 255H264V252H263ZM22 256H25V254ZM97 256H94V257H96L95 260H97V258H98ZM139 256L143 257V259H140L141 257L139 258ZM227 256L230 258H228ZM6 257H7V259L5 260L4 258H6ZM51 257L53 260H54V258H56V257H54V255H51ZM64 257L66 258V261L64 260ZM71 257L73 260H71ZM118 257H119V255L116 256V258H118ZM155 257H158V259L156 260ZM12 258H9L8 260H10ZM34 258L37 259L38 262ZM91 258H93V256ZM91 258L88 259V260H90L89 263L92 261ZM154 258H155V260H154ZM260 258L264 259V257H262V256H260ZM32 259H34L35 261ZM49 259H48V261H50ZM29 260H32V261H29ZM74 260H75V263H73ZM88 260H86V261L88 262ZM95 260L93 261L94 263L92 262V264L96 263ZM100 260L98 262H100ZM110 260H108V262ZM44 261H43V264H44ZM46 261H45V264L47 263ZM12 262H11V264H12ZM34 262H36V263H34ZM258 262H262L261 259ZM50 263L51 264L53 263L52 260H51V262H49L47 264H50ZM89 263H86V264H89ZM263 263H264V261H263ZM99 264H108V263L105 260V262L101 261ZM258 264H261V263H258Z\"/></svg>","mask_w":264,"mask_h":264},{"label":"rangeland","instance_id":"2","mask_svg":"<svg viewBox=\"0 0 264 264\" xmlns=\"http://www.w3.org/2000/svg\"><path fill=\"white\" fill-rule=\"evenodd\" d=\"M225 1H226V0H224V2H225ZM230 1H231V0H229V2H230ZM237 1H238V3H237ZM237 1H236V3H235V2L232 0L231 3L234 2L235 4H238V5H239V3H242V4L244 3L242 0H240V1L237 0ZM241 1H242V2H241ZM260 1H264V0H260ZM227 2H228V1H227ZM227 2H226V3H227ZM231 3H230V4H231ZM234 3H232V5H233L234 7H233L232 5H231V6H232L233 8H236ZM227 4H229V3H227ZM227 4H226V6H227ZM230 4H229V6H230ZM242 4H240L241 7L243 6ZM224 5H225V4H224ZM240 5H239V6H240ZM236 6H237V5H236ZM239 6H237V7H239ZM259 6H260V5H259ZM224 7H225V6H224ZM227 7H228V6H227ZM228 8H229V7H228ZM228 8H227L226 10L224 9V10H225V13H227ZM242 8H243V7H242ZM242 8H240L241 10H240V9H239V10L242 11ZM236 9H237V8H236ZM259 9H260V7H259ZM262 9L264 10V6H263V8H262V6H261V10H262ZM232 10H233V9L230 8V10H228V11H232ZM237 10H238V9H237ZM261 10H260V11H261ZM233 11H234V12H232V14H233V18H230V19H233V22H235L234 24H236L237 22H239V19H240V18L237 20V19H236V18H238V17H237L238 15H237V13H236L237 11H236V10H233ZM235 11H236V12H235ZM240 11L238 12V14L240 13ZM235 13H236L237 16H235ZM259 14H260V12H259ZM259 14H258V15H259ZM229 15H231V13H230ZM239 15H241V13H240ZM231 16H232V15H231ZM231 16H230V17H231ZM263 16H264V15H263ZM225 17H226V16H225ZM259 17H260V16H259ZM227 18H228V17H227ZM227 18H225V21H227ZM260 18H261V19H264L262 16H261ZM236 20H237V21H236ZM259 20H260V19H259ZM228 22H229V21H227V23H228ZM230 22H231V24H232V20H230ZM260 22H263V21L260 20ZM239 23H240V22H239ZM263 24H264V23H263ZM237 25L239 26L238 23H237ZM237 28H240V26H239V27H236V26H235L236 31H237ZM236 31H235V33H236ZM238 31H239V33H240V29H239ZM238 31H237V33H238ZM237 33H236V34H237ZM239 33H238L237 35H238V37L240 38V35H241V34L239 35ZM236 34H235V35H236ZM237 35L235 36V39H236ZM239 38H238V43H239V41H240ZM241 43L243 44L242 39H241V42L239 43L238 49L241 48V47H240V44H241ZM241 49H242V48H241ZM244 51H245V50H244ZM245 52H246V51H245ZM245 52H243V53H245ZM0 53H1V52H0ZM239 53H241V54L243 55V53H242L240 50H239ZM2 54H4V53H2ZM2 54L0 55V58H1V59H0V63L5 64V62H4V61H5V57L2 58V57H3ZM241 54H240V56H241ZM227 55H228V54H227ZM245 55H246V53L244 54L243 57H245ZM227 57H229V56H227ZM246 57H247V55H246ZM246 57H245L244 59H246ZM3 59H4V60H3ZM242 60H243V59H241V61H242ZM248 60L250 61V57L248 58ZM227 61H228V60H227ZM243 61H244V60H243ZM243 61H242V62H243ZM2 64H1V67L3 66ZM228 64H229V63H228ZM243 64L246 65V64H247V61H246V64H245V62H244ZM244 65H243V66H244ZM248 65H249V63H248ZM228 66H229V65H228ZM229 67H230V66H229ZM256 68H258V67L255 66L254 69H256ZM0 69H1V68H0ZM244 69H246L245 66L243 67V70H244ZM247 69H248V68H247ZM247 69H246V70H247ZM249 69H250V68H249ZM241 70H242V69H241ZM257 70H258V72L260 73V74H259V73L257 72V74L259 75V77L262 78V75H264V66L262 65V67H259ZM250 71H251V70H250ZM250 71L248 70L249 73H250ZM252 71H253V70H252ZM252 71H251V72H252ZM243 72H244V71L240 72L241 75H242ZM244 73H246V72H244ZM244 73H243V74H244ZM255 73H256V72H255ZM250 74H251V73H250ZM250 74H248L247 76H249ZM257 74H256V76H257ZM244 75H245V74H244ZM252 75H253V74H252ZM242 76H243V75H242ZM166 77H168V76H166ZM257 77H258V76H257ZM259 77H258V79H260ZM170 78H171V77H170ZM175 78H176V77H175ZM184 78H185V77H184ZM245 78H246V75H245ZM245 78H244L243 80H245ZM164 79H165V78H164ZM167 79H168V78H167ZM263 79H264V77H263ZM263 79H262L261 81H260V80H258V81H260V83L262 82V84H263V81H264ZM172 80H174V78H173ZM244 83H245V81H244ZM258 84H259V83H258ZM259 85H260V84H259ZM162 86L164 87V85H162ZM165 86H167V85H165ZM169 86H170V85H169ZM172 86H174V88L177 89V87H176L175 85H172ZM244 86H245V84H243V87H244ZM170 87H171V86H170ZM259 87L261 88L262 86H259ZM166 88H167V87H165V89H166ZM174 88H171L170 90H172V89L175 90ZM192 88H193V87H192ZM244 88H245V87H244ZM244 88H243V89H242V87L240 88L241 92H242V90L245 91ZM260 88H259V89H260ZM263 88H264V87H263ZM162 89H163V88H162ZM165 89H164V91H166ZM245 89L247 90V87H246ZM257 89H258V88H257ZM0 90H1V89H0ZM168 90H169V88H168ZM168 90H167L166 92H168ZM240 90H239V89L237 90V91H239V92H234V91H232V94H233V92H234V95H235L236 93H240ZM263 90H264V89H263ZM254 91H255V89H254ZM261 91H262V90L260 89V92H261ZM1 92H2V93H0V95L3 94V91H2V90H1ZM184 92L187 94L186 91H184ZM246 92H248V91H246ZM246 92H244V94H245ZM251 92L253 93V91H251ZM255 92H256V91H255ZM263 92H264V91H263ZM220 93H222V94H220V95H223V92H220ZM248 93H249V92H248ZM248 93L245 94V96L248 95V97H249L248 99H250V101H251V100L253 101V97H252V96L254 95V93L252 94V96H250L251 93H250V94H248ZM256 93H257V92H256ZM256 93H255V94H256ZM258 93H259V90H258ZM164 94H165V93H164ZM230 94H231V92H230ZM242 94H243V92L240 93V94H236V96H237V95H238V96H239V95L242 96ZM244 94H243V96H242L243 100H245L244 98H247V97L244 96ZM259 94H260V93H259ZM262 95H263V94H262ZM223 96H224V95H223ZM241 96H239V97H241ZM255 96H256V97H254V100L256 99V102H254V103H255V106H254V107L256 108V106L259 105V107H260V110H259V111H260L259 117H260V116H262L261 113L264 115V112H262V111H264V110H263V109H264V108H263V107H264V106H263V103H264L263 98H264V96H263V98H262V96H260V97L257 98V96H259V95H257V94H256ZM242 98H241V100H242ZM251 98H252V99H251ZM259 98H260V100H263V102L260 101ZM261 98H262V99H261ZM68 100H70L71 103L73 102V101L71 100V98L68 99ZM68 100H67V101H68ZM243 100H242L241 102H243ZM67 103H68V102H67ZM254 103H253V104H254ZM242 104H244V103H242ZM256 104H257V105H256ZM65 105H66V104H65ZM65 105H64L61 109H64V107H65V108H67V109H64V111L66 110V111H68V113L71 112V107H70V109L68 110V107H69L70 103L68 104L67 107H66ZM73 105H74V104H73ZM1 106H2V105H1ZM242 106L245 107V104H244V105H241V107H239L240 114L245 113V109H243ZM73 107H74V106H73ZM257 108H258V107H257ZM227 109H228V107H227ZM241 109H243V110H241ZM73 110H74V109H73ZM228 110H229V109H228ZM228 110H227V111H228ZM256 110H257V109H256ZM0 111H2V108H1ZM64 111L61 110V111H59V112H62V114H63ZM242 111H243V112H242ZM257 111H258V110H257ZM66 113H67V112H66ZM68 113H67V114H68ZM71 113H72V114H71V117H72V115H73L72 118H74L75 115H74L73 113H75V112H71ZM200 113L203 114V111H200ZM200 113H199V114H200ZM258 113H259V112H258ZM59 114H60V113H59ZM69 114H70V113H69ZM69 114H68V115H69ZM60 115H61V114H60ZM189 115H190V114H189ZM191 116H193V114H191V115L189 116V117H190V118H189V121H190L191 119L194 120L195 116H196V119H197L198 114H197V115H194L193 117H191ZM241 116H243V115H241ZM1 117H2V114H1V112H0V120H2ZM62 117H63V115H62ZM65 117H66V115H65ZM67 117H69V116H67ZM199 117H201L200 119H201L202 121H204V119H205V114H204V116H203V115H202V116L199 115ZM259 117H258V118H259ZM202 118H204V119H202ZM260 118H261V117H260ZM262 118L264 119V116H263ZM262 118H261V120H262ZM36 119H37V118L34 119L35 122H34L33 119H32V122H34V123H32V122H28L29 120H27V122H28V123H27V127L29 128L30 126H32L33 124H35V125L32 126V127L35 128V129H37V128H38V125L36 126V122L38 121V119H37V120H36ZM68 119H70V117H69ZM200 119H197V120L200 121V123H201L202 121H201ZM241 119H243V121H244V118L241 117ZM192 120H191V121H192ZM197 120H194L193 122H195V121H197ZM30 121H31V120H30ZM191 121H190V123H191L192 125H194L193 122H191ZM198 121H197V123H198V126H199L200 123H199ZM243 121H242V122H241V120L239 121L240 124L243 123V124H242V128H243V125H245V122H243ZM257 121H258L257 125L260 126V125H261V124H260L261 121H260L259 119H257ZM259 121H260V122H259ZM263 121H264V120H263ZM0 122H1V121H0ZM204 122H205V121H204ZM233 122H234L235 124H237L236 121H233ZM30 123H31V124H30ZM37 123L39 124V121H38ZM75 123H76V122H74V124H72V125L75 126ZM173 123H174V122H173ZM175 123H176V124L178 123V125H177L176 128H174V127H175ZM175 123H174V125H172V123H171L170 126H169V129L174 130V131H173L174 133H178V132H179L178 134H180L181 131L184 130V129H182L181 127H183V128H186V126H187L188 128L190 127V126H188V125H189L188 123H186L187 125H185V127H184V124H183V126H182V124H180L179 122H175ZM234 123H233V125H232V128L236 126V125L234 126ZM262 123H264V122H262ZM29 124H30V126H29ZM70 124H71V123H70ZM77 124H78V122L76 123V126H77ZM191 124H190V125H191ZM202 124H204V123H202ZM165 125H166V124H162V127H163L162 129H164ZM171 125H172V126H171ZM204 125H205V124H204ZM204 125H202V126H204ZM35 126H36L37 128H36ZM194 126H195V125H194ZM207 126H208V125H207ZM245 126H247V128H250V129H249L250 131H249L248 129L246 130V127H244L245 129H242V130H243V131L246 130L248 133H247V132H241V133H242L241 136H242V135H243V136L246 135V136H244V137H246L245 139H250V138H251V137H250L251 135H255V134L252 133V131H253L252 129H253V128H251V126L248 127V125H245ZM258 126H256V127L258 128ZM32 127L29 128V129H33ZM170 127H173L174 129H172V128H170ZM191 127H192V126H191ZM191 127L189 128V130L191 129ZM75 128H76V127H75ZM166 128H167V126H166ZM178 128H179L180 131L177 130ZM180 128H181V129H180ZM197 128H198V129H197ZM197 128L195 127V130H194V127H193L192 130H190L191 132H190L189 130H187L188 134L192 133V134H190V135H192V136H196V135H198L197 133H200V131H201L200 129H202V131H203L204 129H205V130L207 129L206 131H208V128H205V127L203 128V127L200 126V128H199V127H197ZM235 128H236V127H235ZM235 128H233V130H235ZM186 129H187V128H186ZM198 130H199V132L196 133V131H198ZM205 130H204V131H205ZM263 130H264V129H263ZM161 131H162V130H161ZM164 131H165V130H164ZM175 131H176V132H175ZM192 131H194V132H192ZM204 131H203V132H204ZM184 132L187 133L186 130H185V131H182V134H184ZM163 133H164V132H163ZM163 133L161 132L160 137L163 136V135L165 134V133H164V134H163ZM193 133H195L196 135H195V134L193 135ZM201 133H202V132H201ZM244 133H246V134H244ZM249 133H250L251 135H250ZM260 133H262V132H259V134H258V132H257V134H256V135H257V138H260V136H261V137H264V136H262V134L264 133V131H263L262 134H260ZM202 134H203V133H202ZM204 134H206V136H208V135H207L208 132H207V133H204ZM248 134H249L250 136H249ZM26 135H27V134H26ZM185 135H186V134H185ZM263 135H264V134H263ZM28 136H30V135L28 134ZM206 136L204 135V136H202V137L204 138V137H206ZM243 136H242V138H241V143H240V144H242V147H243V146L245 147V149H243V151H244L243 153H244V154L246 153L245 156L248 157V158H246V163L244 162V163H245V164H244V169L248 171V175H247V174H244V171H242L243 169H240V168H239V169L241 170L242 173H241V172H238V171H239V169L237 168L238 166L235 164V166H237V167H234V163H232L233 165L230 164V165L233 166V168H232V169H229V166H230L229 163H226V164L224 165L223 163L221 164V162H220L219 159H217V160L219 161V163H218V161H217V163H218V165H217L216 162H215V159H216L217 156H212V157H215V158L212 159V157H211V159H210L209 157H210L211 155H209L208 153H207V154L205 153V152H206V151H205L206 148H205L204 146H202V144H200V143H195L194 146H196V145L198 144L197 146L201 147L202 149H205V150H201L202 152L200 151L201 148L197 147V149H196L195 147H193V144H191V147H190V148H189V146L185 148V144H183L184 142H179V143H182V144H183L182 146H180L181 144H180V145H179V144L177 145V143H178L177 141H176V142H175V141H171V142H175V143H176V146L174 145L175 143L172 144V145L175 147V148H174L173 146L170 145L171 142H170V139H168L169 137L164 136V138H166V139H165V140H166V143H167V141H169V143H168V147L171 146V148L173 147L174 150H176V147H177V148H180V147H181V149H184L183 151L180 150V149H179L180 151H179V150H178V151L176 150L175 153H174V150H173V149L171 150V151H172V155L175 154L176 156H175V155H174V156H171V157H172V158L170 159L171 161L168 160L170 157H166V158H165L164 161L166 162V164L164 165V163H163V165H164L166 168H165L162 164H160L161 162H159L160 158L163 159V158L165 157L164 155H168V154H169V153H168V154H164V153H166V152H163L164 155L162 154V152H161V154H160V151H161L160 148H161L162 146H164V145H162L161 143H162L163 141L165 142V140H162V139H164V138L161 137L162 139L160 138V139H161V140H160V145H162V146H161L160 148L158 147L159 145H157V144H158L157 142H159V141L156 140L157 142L154 141V143H156L155 145H153V143H151V142H153V141L148 142L149 145H148L147 150H146V153H147V151H149V150H150L149 152H151V153H154V152L156 151L157 153L155 152V154H156L157 156H156L155 154H153L154 156H156V158L153 157L151 153H150V155H149V152H148L147 154L145 153L144 157L142 156L143 158H142V157H138L139 159L136 158L137 160L140 161V162H138L139 165H138V163L135 161L136 159L134 160L135 162L133 161L135 164H137V165H135V166H137L136 169L139 170V171L137 170V172L135 171L136 173L133 174L134 177H133L132 174H130L132 177L129 176L128 173H127L128 175H126L125 173H124V175L122 174L123 172H125L126 170H128V168H129V170H128L129 173H130V171L132 172V171L136 170L135 168H132V167L134 166V164L132 165V167H130V166L128 167V166H127L128 168H127V167L125 168V166H124V168H123V166H122L123 169L121 168V166H120V168L117 167L118 170H119V169H122V170H123L122 173H121L122 170L119 171V172H120V173H119L118 170H116V169H115L114 167H112V166H110L111 168H110L109 166H107V167H103L105 170L108 169L107 171H109V173H113V172H115V171H112V170H116V171H117V172H115V174L113 173V175L116 176V179H117V177H119L120 179H118V180H119V182H118V180L115 181L116 179L114 178V179H113V183H112V182H109V181H111L112 178H113L114 176L111 175V174L108 175L107 172L104 170V171L106 172V176H105V173H104L103 171H101V170H103V169H100L99 171H101V172L104 173V178H105V177H109L110 175L113 176V177H112V178H107V179L102 178L101 180H103V182H104V180H105L104 183H103L102 181H100V179L98 178V177L101 178V176H100V172L97 173V174L95 173L96 170H97V172H98V169H99V168H98V169L95 168L96 166H98V165H96V164H94V168H95L96 170H90V171H91L90 173L93 174L92 177H91L90 173L88 174V170H87L86 168H83V169H84V172H86V173L83 174V176L86 174V175H85L86 177H83V176L81 175V174L83 173V171L81 170L82 167H81V168H80V167H77V168L72 167L73 169H72L71 167H65V168L63 169L64 166H63V167H62V166H59V168H61V169H57L58 167H56L57 172H54V171L52 172V173H54V174H52V177H53L54 179H52L51 177H49V178H51L52 180H51V179L46 180V179H44V177H43V178H40V177H42V176L40 175V174H42V173H39L41 170L33 165L34 162H32L33 164H31V163L29 164V165H31L30 168L27 167V166H29L28 164H27V166L25 165L26 163L24 162V161H25L24 158H26V160H27L28 157H29L26 153L20 154L21 152H19V150H18V151H15V149H14V150L11 151V150L9 149V150L11 151V154H13L14 158H15V153L17 154V155H16V158H17V159H16V158L14 159V160H16V161H14V160H10V161H11V162H10V161H9V158H8L10 154H6V153H4V154H5V157L8 159V162H6L5 159H3L4 161L1 160V159L3 158V156H2L3 154L1 153V152H2V150H1V151H0V158H1V159H0V162L2 161L4 167H3V165L0 163V164L2 165V169H1V165H0V177H1L0 179L3 180V179H2V178H3V175H4V176L6 175V176L4 177V179H6V180H7L8 178H11V177H12V179L15 178V177H14L15 174L18 175V172H17V171H19V170H17V168H13L12 166L9 165V162L12 164V161H14V162H19V161H17V160H22V159H24V160H22V162H24V164H23L22 162H21V163H22L24 166H26V167L28 168V169H26L28 173H29V170L32 169V168H33V169L35 168L36 170L39 169V172L37 171L36 173H39L40 177H38V178L34 177L36 180H35V179H32V180L29 179V178H33V176H34L32 172H31V175H33V176H31L30 174H29V175H30L31 177H30L29 175H27V176H28L27 178L29 179V180H28V181H29V184H32V183H30L31 181H32V182L35 181V182H33L32 185H36V186H30V188H31V187H37V186H39L37 189L34 188L35 190H38V191H36L37 193H39V190H41L39 194L42 195V196H39V194H38V197H40V199H41L42 197H45V195H43V194H48L49 196L51 195L50 198H49L50 200H48V201H46L47 199L45 200V198L48 196V195H46V197L44 198L45 201H44V200H41L42 202L40 201V202H39L40 204H39V203L37 202V201H39L38 198L36 197L35 199H36L37 201H35V199L32 197V196H33V195H32L31 198H33L34 200L30 201V200H31L30 197H26V198H29V199H30V200H28V201H30V202H28L27 199H25L26 201L24 202V205H25V204H26V205H30V206H28V207H27L26 205H25V206H26L27 208L32 207L31 209L38 208L37 212H36V210L34 211V213L37 214L38 212L42 211L43 209L45 210V207H43V206H44V205L46 206V204H47L48 207L46 206V208H47L48 211L50 212L51 217L53 216V217H52L53 219H51V217H49L50 215L47 216L49 213H48V211H46V210H45V211H46V212H45L46 219H45V216H44V217L42 216L44 210L42 211V215H40V216H39V213L37 214L38 216H35V215H34L35 217L33 216L34 213L31 214V216H33L32 219L35 220L36 218H39L38 221H42V220L44 221V219H45L46 222H48L47 217H49L48 219H51V220H50V222H48V224H49V223L51 224V222L54 220L52 223H56L57 225H58V224L61 225L60 228L62 229V230H59V228H57V227H59V225H58V226L53 225V226L56 227V230H55V227L52 228L53 226H52V227L45 228V229L43 230V232H44V231H47L46 229H48L49 231L51 230L52 232H51V231H50V232H51V233H54V234H52L53 236H55V233H56L55 238L58 237V238H59V239H58L59 241H56L57 239L54 238V240H55L56 242H55V241H54V242H51L52 240H50V242H48V241H47V236H45V234H43L42 232H40V233L42 234L41 236L44 237V238H46V240H43L44 238H42V237L40 236V234H39V230L37 229L38 226L36 225L34 229H33V226H34V225L32 226V222H36L37 220H36V221H33V220L30 221V220H31V216H30V218H29V215H30V214L25 213V211H27V210H28V212H30V208H29V209H27L26 207L24 208V205H22V204H21L22 206H20L19 204H20L21 200L19 199V200H20V202H19V201H16V199H18V198L15 199V194H14V193H15V192L17 193V192L19 191V189L16 188V185H15V188H13V189H17L18 191L15 190V191L13 192V191H11L12 188H11L10 191H9L8 187L6 186L7 189H6V187H5L4 190H7V191H9V192H13L14 196H12V193H11V195H9V192H8V195L11 196V197H8V201L6 200V201H3L2 203L6 204V205H9V204L11 203V204H13L15 207H14L13 205H11V204L9 205V207H5L6 205L4 206V207L6 208L5 210H8V211H9L8 213H7V212H4V213H7V214H8L7 216H6L5 214L3 215L2 212H1L2 210L5 211L4 208H0V210H1V211H0V217L2 216V218H3V217L5 218V216H6V218L9 219L8 216H14L15 213H16V217H18V218L20 217L22 220L19 219V221H18V218H16V217L14 216V218H16L17 220L14 219V218H12V219H13V220H12V221H13L12 224H13V225L15 224V226H13L11 229L15 228V229H14V233L16 234V232H17L18 229H19V228H17V227H20V226L23 224V225H22V226H24L23 229H29V231H28V230H24V231H23V229H19V230H20V231L22 230L23 233L28 234L29 238H30V236H31L32 239L30 238V240H33V242H34V243L32 244V242L29 240V243H30V244H29V243H26V244H27V245H26L24 241H27V240H25V239H28V238H24L23 236H24V235H25L26 237H28V236H27L26 234H24L23 236H22V234H20V236H22V239L24 238L23 243H24L25 246H27V247L24 246V247L26 248V251H23V250H25V248L23 247V244H22V246H21L22 248H24L23 250L20 251V249H21L20 247H19V250H16V249H18V248H16V247L19 246V245H17V246L14 248L15 250L13 249L15 252L18 251V253H16L17 255L20 254L19 252L23 253L22 255L25 254V256H22V255H21L22 257H21V256H20V257L18 256V260H19V258L21 259V258H23V257H24L25 260H26V258L28 259V256H30L32 252H33V253L35 252V251H32L33 249H32L30 246H32V247L34 246L35 249H36V246H37V245H35V244H38V248H39V244L41 243V244H42V245H41V248H42L43 245H44V242L46 241L45 244L48 243L49 245H47V246H49V247H47V246L44 245L45 249H43L44 247H43L42 249L45 250L44 252H46L47 250H49V248H50V249L52 248L51 250L54 252V254H52L53 252H52L51 250H50L49 253H44V252H43L45 255L42 253V254H43V255H42V259H43L45 256H46V258H47V256H48L49 254L54 255V257H56V258H54V260H55V261H54V260L52 259L53 256L51 257V255H49L50 259H49V258H48V259H49L50 261H48V259H47V261L45 260L47 263L51 262V260H52V262H53L52 264H58V263H59V264H62L64 261L60 262V260L63 259L62 256H64V255H65V257L69 256L68 259H70V254H67V253L65 254V252H66V251L68 252V250H70V249H68V248H69V247L72 248L73 245H74V248H72V249L69 251V252L71 253V255H74L73 253H75V257H74L75 259H76L77 257L79 258L80 255H82V256H87V257H88V255H91V256L88 257V259H90V258L93 256V258H91L92 261H91L90 263H89L90 260H88V259L85 258V257H82V258H83V259H82L83 262H82L81 258H79V259L81 260L80 262H82V263H84V264H86V263L92 264V262H93V261L95 260V258H96V257H94V256H97V255H94V253H93V255H92L90 252H86V249H87V251H89V250H88V247H89L91 244H89V245L87 246V248L85 247V248H86L85 250L82 248L83 246H85V244L83 243V246H81V244H80V242H82L84 239L87 238L86 236H88V237L91 239L93 235H96V236H93V238L95 239V242H94V243H96V244L94 245V243H92V241H94L93 238H92V240H90V242L92 243L93 246H96V247H97L98 245H99V247L103 246V247L105 248V250H106V254H105L106 256L108 255V254H107V248H106L107 246H108V248H110V249L112 248L111 246L113 245V249H117V248H118V249L120 250V248H122L121 250H123V247H124V250H125V249L127 250L128 247L130 248V245L132 244V243L129 242V241H132V242L135 241L134 243H136V240H135V239H134V240H131V239L135 238L133 234L136 235V234L139 233V234H141V235L143 236V234L140 233L141 229L138 230V228H140V226H139V227H136V226H138L137 223H136V222L138 221V219H137V215H141V214L143 213V215H145V220H146V219L149 220V219L152 217V214H150L152 211H153L152 213H154V212L157 210L156 212L158 213V211H159L158 208H160V207H158V206H159V205H160V206H164V204H163V205L160 204V202H162V201L159 202V200H163V199H166V200H167V199H170V197H172V195H173V196H175V197L177 198V200H176V199H175V200L178 201V202H179V200H180V202H181V201H183V199L186 198V199H191V200H190V203H191L192 201H194V200H192V197H193V196H194L193 199H198V198L202 197L200 194L198 195V194L195 192V189H194V188L199 189V190L196 189V191H197V192L199 191L198 193H202V195H204V196L206 195V194H205L206 191H210V190H211V193H210V194H213V195H214V193L216 192L217 195H216V194H215V196H212V195H211V196H212V197H211V196L209 195V192H206L208 195H206L205 204H206V202H208V201L210 200L209 202L211 203V204H210L211 206H210L209 204H206L205 206H206V209H207V210H210L209 212H213V211L215 212L216 208H215V210H214L213 205H217V204H220V205H221V204H224V203H225V204L227 203V205H228V203L230 202V199L232 198V196H231V195H232V193H231V192H232V189H233L234 187L237 186L235 189L237 190V193H239L238 190H240V194H241V195L243 194V192H245V190L248 191V189H250L249 192L252 191V190H254V191H252V193L254 194V196L252 195L251 192H250L251 194L248 193V192H247V193L245 192V193H246L245 195L248 197L247 194H250L249 196H250L251 198L248 197V199H247V198L244 196V194H243V196L247 199L248 202H245L246 200H244L245 204H244V203H242V204H243V207L245 208V210L247 209L248 206H249L248 208L251 209L250 206H252V208H253L252 210L247 209V211L249 210L248 212H250V215H251V211H253V210H256V211H255V212H252V214H253V213H256V214L259 213V216L256 215V214H253V216H254V220H255L257 217L259 218V219L257 218V219L255 220V221H256L255 224L257 225V222H259L261 228L258 229V225H259V224H258L257 226H256V225H253L255 228H254L253 231H252V229L250 228L251 225L249 226L250 223H248V222L250 221V219H248V218H250L252 215H251V216H250V215H247V216H250V217L245 218V219H248V221L246 220L247 223H245V224H243L242 226H240V230H241V231H238L239 233H236V234H238V235H237L235 238H231V237H228V236H227V238H225V239H231L232 242L235 240V242H233V243L235 244V248H234V246H233L234 244L231 243V242L229 241L231 246L229 247V243H228V247H226V249H225V253H230V254H232V253H234L235 251L238 252V251L241 250V251L243 252V254H245V255L248 254L251 258H252L253 256L255 257V255H256V256L259 255V257L257 258L258 260H257L256 257H255L256 262L254 261L253 258H252L253 260L251 259L252 262H253L252 264H256L258 261H260V259H261L262 262H258V263L264 264V263H263L264 259H263V258H260V256L264 257V255H263L264 250H262V249H264V247H263V246H264V241H262V239L264 240V225H263V224H264V215H263V214H264V206H263V205H264V184H263V183H264V153H262L263 150H264V148L260 151L259 148H258V146H257V150H256V151H255V150H254V151H251V149L249 148V147L252 145V144L250 143L251 141H249V142L247 141V142H246V140H244ZM26 137H27V136H26ZM198 137H201V136L199 135ZM247 137H249V138H247ZM206 138H207V137H206ZM206 138H204V139H206ZM167 139H168V140H167ZM200 139L202 140V138H200ZM204 139H203V140H204ZM242 139H243L244 141H243ZM28 141H29V140H27V142H28ZM242 141H243V142H242ZM150 143H151L152 145H151ZM166 143H163V144H165V146H166ZM244 143H245V145H244ZM248 143L250 144V146H249ZM246 144H247V145H246ZM150 145H151V146H150ZM178 146H179V147H178ZM246 146H248V148H247ZM149 147H151V148H149ZM155 147H156V149H155ZM166 147H167V146H166ZM166 147H165V148H166ZM244 147H243V148H244ZM162 148H163V147H162ZM193 148H195V149H193ZM198 148H199V149H198ZM185 149H188L190 152H189L188 150H187L188 152L185 151ZM190 149H193V150H190ZM4 150H5V147H4ZM4 150H3V151H4ZM158 150H159V154H158ZM197 150H198V152H197ZM246 150L248 151V153H247ZM258 150H259V151H258ZM7 151H8V150H6V152H7ZM152 151H153V152H152ZM162 151H166V149H165V150H162ZM169 151H170V150H169ZM181 151H182V152H181ZM184 151H185V154H186V155H184V153H183ZM194 151H195V152H194ZM4 152H5V151H4ZM13 152H14V153H13ZM177 152H178V154H179L178 157H177V154H176ZM199 152H200V153H199ZM252 152H255V153L258 152L259 154L261 153V155H262L263 157L261 156L262 158L259 159V157H260L259 154H258V153L255 154V153H252ZM8 153H9V152H8ZM18 153L20 154V156H18ZM180 153H182V154H180ZM188 153H193L194 156L192 157V156H191L192 154L190 155V154H188ZM194 153H195V154H194ZM198 153H199V154H198ZM202 153H203V154L205 153L204 155H205L206 157H208V159H206V157H203L204 155H203ZM249 153L251 154V157L248 155ZM24 154H26L27 156L24 155ZM187 154H188V158H187ZM197 154H198L199 156L201 155V157H203V158H202L203 160H204V159H206V160H204V161L202 160V161L200 162V160H201L200 158H201V157L199 158V156H198ZM6 155H8V157H7ZM21 155H22V156H21ZM147 155H148V156H147ZM158 155H160V158H159ZM162 155H163L164 157H163ZM180 155H181V157H182L183 155H184V157L186 156V157H185L186 159H185L184 157L179 158ZM189 155H190V156H189ZM207 155H208V156H207ZM257 155H258V156H257ZM17 156H18V157H17ZM197 156H198V157H197ZM255 156H257L258 158L255 157ZM5 157H4V158H5ZM10 157L12 158V156H10ZM21 157H22V158H21ZM147 157H148V158H147ZM149 157H151V158H150L151 160L149 159ZM152 157H153V158H152ZM175 157H176V158H175ZM144 158H145V159H144ZM177 158H178L179 160L184 158V160H180L181 162L184 161V164L181 163V164L183 165V167L180 165V161H179V160H176ZM190 158H191L192 161L190 160ZM193 158L196 160V161H195V162H196L195 164H194V159H193ZM249 158H250V159H249ZM30 159H31V157H30ZM30 159H29V160H30ZM153 159H154L155 162H156L157 159H159L156 163H157V164L159 163V164H160L161 166H163V167H161L159 164H158V165L155 164V165H156V167H155V166L153 165V163H155V162L153 161ZM198 159H200V160H198ZM209 159H210V161H209ZM256 159H257V160H256ZM123 160H127V159L125 158V159H123ZM147 160H148L149 162H148ZM175 160H176V162L178 161L177 164L179 163V164H178V165H179V168H178V165L174 162ZM186 160H187V161H186ZM211 160H212V161H211ZM260 160H261V161H260ZM131 161H132V160H131ZM150 161L153 162V163H151V165H152L151 167H150ZM168 161L170 162V165H171V167H170V171H172V172L168 171V170H169V169H168L169 167H167V166H168V163H169ZM172 161H173V162H172ZM185 161L187 162V164H185ZM254 161H256V162H254ZM258 161H259V163H257ZM4 162H5V163H8V164L6 165ZM14 162H13V163H14ZM26 162H27V161H26ZM126 162L128 163V160H127ZM145 162H146V163H145ZM189 162H190L191 164H190ZM192 162H193V163H192ZM148 163H149V164H148ZM174 163H175L176 168H178V170L174 167V165H172V164H174ZM201 163H203L204 165L201 164ZM210 163H211V164H210ZM212 163H213V164H212ZM247 163H248V164H247ZM249 163H250L251 165H250ZM255 163H257L258 165L255 164ZM260 163H261V167H260ZM14 164H15V163H14ZM192 164H193V165H192ZM198 164H199V165H198ZM208 164H209V165H208ZM227 164H228L229 166H227ZM252 164L255 165V166L257 165V167L255 168V166H253ZM8 165H9V167H8ZM12 165H13V164H12ZM16 165H17V164H16ZM16 165H15V167H16ZM128 165H129V164H128ZM140 165H141V166H140ZM143 165H145L146 167L143 166ZM148 165H149V166H148ZM166 165H167V166H166ZM197 165H198L199 167H198ZM205 165H206V167H204ZM213 165H214V167H211V166H213ZM222 165H223V167H222ZM245 165H246V168H248V167H249V168L246 169V168H245ZM6 166H7V167H6ZM33 166H34V167H33ZM138 166H139V168H140L141 170L138 168ZM142 166H143V167H142ZM159 166H160V167H159ZM172 166H173L174 168H172ZM180 166H181V169L183 168V171H181V172H179V170H180ZM184 166H185V168H187V169H184ZM196 166H197V167H196ZM215 166H216V167H215ZM217 166L219 167L220 170L218 169ZM247 166H248V167H247ZM250 166H252V168H251ZM10 167H11V168H10ZM84 167H85V166H84ZM147 167H148V169H146ZM149 167H150V168H149ZM152 167L155 168V169H157V167H158V168H159V169H157V170H159L158 173H159L160 171L162 172V170H164L162 173H165L166 176H165V174H163L164 176H162L163 178H161L159 175H162V174H156L157 171H156L155 169L153 170ZM9 168H10V169H9ZM67 168H68V169H67ZM69 168H71V169H69ZM109 168H110L111 170H110ZM130 168H131V170H130ZM162 168H163V169H162ZM171 168H172V169H171ZM194 168H195V169H194ZM197 168H198V169H197ZM202 168H203V169H202ZM257 168H258V170H257ZM259 168H260L261 171H259ZM23 169H24V168H23ZM35 169H34V171H35ZM132 169H134V170H132ZM142 169H145V170H142ZM149 169H152V170H149ZM166 169H168V170H167L168 173H166V172H167ZM204 169H205V170H204ZM215 169H216V170H215ZM217 169H218V170H217ZM222 169L225 170V172H224ZM226 169H227V170H226ZM234 169H235V173H233ZM236 169H237L238 171H237ZM250 169H251V170H250ZM6 170H7L8 172H6ZM10 170H11V171H10ZM24 170H25V169H24ZM26 170H25V171H26ZM59 170H60V172H59ZM68 170H69L70 172H69ZM75 170H76V171H75ZM79 170L81 171V174H80V171H79ZM86 170H87V171H86ZM124 170H125V171H124ZM174 170H175V171L177 170L178 173H177V171L174 173ZM187 170H188V171H187ZM196 170H197V171L199 170V171L197 172ZM210 170H211V171L213 170L212 173H211ZM254 170H255V171H254ZM31 171H32V170H31ZM67 171H68V172H67ZM110 171H111V172H110ZM141 171L144 172V175H147V173H148L149 176L147 175V176H146L147 178H146V177H143L144 175H142L143 173H142ZM149 171H150V172H149ZM152 171H153V173H152ZM155 171H156V173H155ZM200 171H201V172H200ZM209 171H210V172H209ZM217 171H218V172H217ZM219 171H220V172H219ZM257 171L260 172V173H258ZM2 172H3V174H2ZM12 172H13V173H12ZM16 172H17V173H16ZM21 172H23V171H21ZM21 172H19V173L21 174ZM61 172H62V173H61ZM75 172H76V173H75ZM77 172H78V173H77ZM126 172H127V171H126ZM138 172H141V173H138ZM145 172H146V173H145ZM161 172H160V173H161ZM169 172H170V173H173V175L170 174V176L172 175V176H171L172 178H173V176H174V178H173L174 180L171 179V177H169V175H168ZM192 172H193V174H192ZM195 172H197V174H196ZM203 172H204V173H203ZM214 172H216V173H214ZM221 172H223V173H221ZM251 172H252V173H251ZM7 173H9V174L7 175ZM24 173H26V172H24ZM28 173H27V174H28ZM60 173H61V174H60ZM64 173H65V174H64ZM72 173H73V174H72ZM116 173H117V174H116ZM132 173H133V172H132ZM137 173H138V175H137ZM154 173H155V176L153 177ZM176 173H177V174H176ZM200 173H201V174H200ZM209 173H210V174H209ZM217 173H218V175H217V177H216V174H217ZM239 173L242 174V175L244 174V175H246V177L248 176V177L250 178V179H248V183H249V184H246L247 181L244 182L243 180L240 179V176H241L242 179H245V176L243 175L244 177H242V175H240ZM254 173H255V175H254ZM11 174H12V175H11ZM62 174H63V175H62ZM77 174H78V175H77ZM95 174H96L97 176H96ZM150 174H151L152 176H150ZM174 174H175V175H174ZM178 174H179V176H178ZM180 174H181V175H180ZM191 174H192V175H191ZM202 174H205V175H203V177H202ZM206 174H207V175H206ZM227 174H229V175H227ZM17 175H16V178H17V179H18V178H21V177H23V178L26 177L24 174H22V176H21V175H20V176L18 175L19 177H17ZM23 175H24V176H23ZM36 175H37V174H36ZM50 175H51V174H50ZM50 175H48V176H50ZM59 175H60V176H59ZM88 175H89V176H88ZM94 175H95V176H94ZM98 175H99V176H98ZM107 175H108V176H107ZM121 175H122V176H121ZM139 175H141L143 179H145V178H146V179L151 178V179L147 180V182L144 180V181H145V182H144V183H145L144 186H145L146 189H148V190H144L145 187H144V186H140V185L143 184V183H142L143 180H142V178H141ZM156 175H157L158 177H157ZM176 175H177L178 177H177ZM200 175H201V176H200ZM210 175H212V176L210 177ZM237 175H238V176H237ZM252 175H253L254 178H252ZM258 175H259V177H258ZM260 175H261V176H260ZM7 176H9V177L7 178ZM10 176H11V177H10ZM37 176H38V175H37ZM64 176H65V178L67 177L65 181H67L68 178H70L71 181H72L73 179H75V180H73V182H71L70 180H69V182H65V181H63V180L65 179ZM74 176H76V177H74ZM78 176H79V177L81 176L82 179L80 178V180H82V181H83L84 179L86 180V179L88 178V179H87L88 182L85 181V180H84V181L87 182V183H85V184H84V182H82V181H81V182H80V181L78 182V179H79ZM93 176H94V177H93ZM111 176H110V177H111ZM123 176H124V177L126 176V177H128V178H125V179H124ZM138 176H139L141 179H139ZM167 176H168V177H167ZM220 176H221V177H220ZM228 176H229V177H228ZM256 176H257V179H256ZM72 177H74V178L72 179ZM90 177H91V178H90ZM102 177H103V176H102ZM130 177H131V178H130ZM148 177H149V178H148ZM155 177H156V178H155ZM175 177H177V179H176ZM180 177H181L182 179H180ZM219 177L222 179V181H221L220 179H218ZM16 178H15V179H16ZM23 178H21V179H19V180L22 181ZM56 178H60V179H56ZM76 178H77V179H76ZM83 178H84V179H83ZM96 178H98L99 180L97 181ZM129 178H130V179H133V178H134L133 180L136 181L137 186H133V185L135 184V181L132 180V181L134 182V183H133V182L130 181ZM136 178L139 179V180L137 181ZM153 178H154V179H153ZM160 178H161V180L159 181ZM165 178L168 179V180L165 181V180H164ZM178 178H179V180H178ZM202 178H203L205 181H203ZM205 178H206V179H205ZM207 178H208V179H207ZM210 178H211V179H210ZM214 178H217V180L214 179ZM224 178H230V179H229V182L227 181L228 179L226 180V179H224ZM237 178L239 179V181H241L240 184H237V183H239L238 181L236 182ZM258 178H259V179H258ZM38 179H39V180L42 179V180H40V183H38V182H39V181H37ZM62 179H63V180H62ZM93 179H94L95 181H94ZM110 179H111V180H110ZM127 179H128L129 181H127ZM155 179H158V180H155ZM212 179H213V180H212ZM246 179H247V178H246ZM246 179H245V180H246ZM252 179H253V180H252ZM260 179H261V180H260ZM262 179H263V180H262ZM9 180H10V179H8V182L6 183L7 185H8L9 183H12V182H9ZM24 180L26 181L27 179H24ZM24 180H23V183H24ZM30 180H31V181H30ZM76 180H77V181H76ZM91 180H92L93 182H92V183H89V181H91ZM107 180H109V181H107ZM122 180H123V181H122ZM140 180H141V181H140ZM152 180H153V181H152ZM172 180H173L174 182H177V180H178L179 183L177 184V183L171 182ZM175 180H176V181H175ZM183 180H184V181L186 180V181H185V184H186V187H187L186 189H184V188H185V184L183 183V182H184ZM187 180H188V181H187ZM211 180H212L213 182H212ZM219 180H220V181H219ZM249 180L254 181V182H251V181H249ZM255 180H256V181H255ZM11 181H13V180H11ZM14 181H15V180H14ZM14 181H13V182H14ZM36 181H37V182H36ZM41 181H44V183L48 182L49 184H50V182H51V183H53V184H52V185L50 184L51 187H49V186H50L49 184H45V186H44V183L42 182V183H43V184H42ZM60 181H61V182H60ZM75 181H76V182H75ZM99 181H100V182H99ZM121 181H122L123 184H125L124 181H126V183H127V182H128V183L131 182V183H130V186L127 187L128 189H126V190L123 189V192L126 193V195H128L129 198H128L126 195H124L123 192H121V191H122L121 189L125 186V185L122 186L123 184L121 183ZM149 181L151 182L150 184H151L152 186L154 185L152 188L150 187V184H148ZM154 181H156V182H154ZM158 181H159V182H158ZM163 181L165 182L164 186H167V185L169 186V185H171V184H172V186H173V187L171 186V187H172L171 189H170V187H169V188H168L169 190L167 189V192H166V193H164V192L166 191V187H164V186H160V185H163V183H164ZM191 181H193V182H191ZM214 181H215L216 183H215ZM218 181H219V182H218ZM242 181H243L246 185L244 184V186H243V185H242V184H243ZM261 181L263 182V183H262V184H263V187H262L263 189L261 188L262 184H260V185L258 184V183L261 182ZM4 182H6V181H4ZM16 182H18V180H16ZM26 182H27V181H26ZM56 182H59V183H56ZM63 182H64V183H63ZM74 182H75V184H76V183H79L80 185H77V184H76V185H77V187H76V186H74V185H75ZM94 182H95V183H94ZM97 182H98V185H97ZM101 182H102V183H101ZM153 182H154V183H153ZM157 182H158L159 184H158ZM161 182H163V183H161ZM166 182H167V184H166ZM168 182H169V183L171 182V183L168 184ZM180 182L182 183V185H183V184H184V185H183V186H180V185H181ZM188 182H189V183H188ZM206 182H207V183H206ZM221 182H222V183H221ZM227 182H228V183H227ZM231 182H232V183H231ZM235 182H236V183H235ZM14 183H15V182H14ZM34 183H36V184H34ZM66 183H68V184H66ZM70 183H71V184H70ZM72 183H73V185H72ZM88 183H89V185L91 184L92 186H89V188L87 189V188H85L84 186H85L86 184H88ZM99 183H100V184H99ZM106 183H107L108 186L106 185ZM109 183H110L111 185H109ZM118 183H120V185H117ZM132 183H133V184H132ZM141 183H142V184H141ZM160 183H161V184H160ZM213 183H215V184H213ZM218 183H219V184H218ZM225 183H226V185H225ZM252 183H253V184H252ZM254 183H256V184H254ZM6 184H5V185H6ZM16 184H17V183H16ZM18 184H20V187H21L22 182H21V183H18ZM24 184H25V183H24ZM24 184H23V185H24ZM29 184H28L27 186H29ZM59 184H61V185H59ZM64 184H65V185H64ZM83 184H84V185H83ZM103 184H104V187H103ZM121 184H122V185H121ZM136 184H135V185H136ZM139 184H140V185H139ZM147 184H148V185H147ZM179 184H180V185H179ZM188 184H189V185H188ZM210 184H211V185H210ZM221 184H222V185H221ZM227 184H228V185H227ZM250 184H252V185H250ZM2 185H3V184H1V186H2ZM10 185H11V184H10ZM23 185H22L21 188H23ZM47 185H48V186H47ZM54 185H55V186H54ZM56 185H58V186L56 187ZM81 185H83V188H82ZM205 185H206V186H205ZM215 185H216V186L219 185L218 188H217ZM230 185H231V186H230ZM238 185H242V186H238ZM247 185H248L247 189H244V188H246L245 186H247ZM255 185H256L257 189H256V187H254ZM3 186H4V185H3ZM3 186H2V188H3ZM25 186H26V185H25ZM53 186H54V187H53ZM65 186H67V187L65 188ZM99 186H100V187H99ZM126 186H127V184H126ZM155 186H158L159 188H161V187H163V188L159 189L158 187L156 188ZM175 186H177V188H178V189L176 188L177 190L174 189ZM179 186L182 187V188H180ZM202 186H203V187H202ZM207 186H208V187H207ZM210 186H211V187H210ZM220 186H221V187H220ZM223 186L226 187V188H224ZM229 186H230V187H229ZM11 187H14V185H11ZM17 187H18V185H17ZM95 187H97V188H95ZM119 187H120V189H119ZM134 187H136V188L134 189ZM191 187H192V188H191ZM204 187H205V188H204ZM206 187H207L208 190H206ZM214 187H216V188H214ZM242 187H243V189H242ZM258 187H259V188H258ZM2 188L0 187V190H1ZM9 188H10V187H9ZM25 188H26V187H25ZM30 188H29V190H30ZM52 188H53L54 190H53ZM68 188H70V190H69ZM71 188H72V189H71ZM74 188H76V191H75ZM77 188H80V190L83 189V190H82L83 193H81V194L84 196L83 198L81 197V199H83L82 201H81L80 199H79V200L74 199V197H75L74 195H76L77 198H80V195H81V194H80V195L78 194V193L81 192V191H78L79 189L77 190ZM81 188H82V189H81ZM84 188H85V189H84ZM90 188H93V189H90ZM100 188H102L103 190H104V188L107 189V190H105V191L110 190V191H111L110 194H111L112 196H113V195L117 196L118 193H119V196L121 195L120 197L117 196L118 198H121L122 196H124L122 200L120 199V200L122 201L121 206H123V205L126 206V207H129L130 205H131V206H134V204H135V202H136L135 199H138L137 202H139L140 205L136 202V203L138 204V206L135 204V207H137V208L139 207L141 212L139 211V209H136L135 207H133V208H134L133 210H135V211L137 210V211L140 212L141 214H140V213L138 214L137 211H136V212H135L136 215L133 213V216H132V213L129 214V215H128V213H126V214L123 215V213L125 212V210H124V212H122V214H121L120 209H121V210L124 209V206H123V208H120V209L118 208V209H116V208H117V205H118V207L120 206V202H121V201L119 202V200H118L117 205H116L115 202L117 201L118 198L115 199V198H114L115 196H114L113 198L116 200V201H115V200L112 198V196L110 197V194H108V192H104V193H107V195H106V194L103 193V190L100 189ZM110 188H111V189H110ZM124 188H126V187H124ZM143 188H144V189H143ZM153 188H154V189H153ZM155 188L158 189V191L161 190V191L163 192L164 196L167 195V198H164V197H163V194L159 193V194H160V196H159L160 198L157 197L159 200L156 198V196H157L156 194H155L156 196H154V197H155V200H153V198H152V196H151L150 194H152L151 192H153V194H154V191H152V189L155 190V192H156V189H155ZM188 188H191V189H188ZM200 188H201V189L203 188V189H202L203 191H202ZM212 188H213V189H212ZM222 188H223V189H222ZM239 188H240V189H239ZM260 188H261V189H260ZM27 189H28V188H27ZM32 189H33V188H32ZM34 189H33V190H34ZM43 189H44V190H43ZM56 189H57V192H58L59 194L56 192ZM60 189H61V190H60ZM89 189H90V191H88ZM98 189H99V190H98ZM112 189H113V191H115L116 193L113 192ZM115 189H116V190H115ZM117 189H119L120 191L117 190ZM131 189H134V190H131ZM136 189H137V190H136ZM138 189H140V190L138 191ZM149 189H150L151 191H150ZM164 189H165V190H164ZM180 189H182V190H180ZM187 189H188L189 191H187ZM216 189H217V190H216ZM227 189H229L230 192H227V191H228ZM241 189H242V191H241ZM49 190H50V191H49ZM73 190L75 191V193H77V192H78V193H77V194H74ZM127 190H128V191H127ZM129 190H130V191H129ZM143 190H144V191H143ZM185 190H186V192H184V193H182V194L180 193V192H183V191H185ZM212 190H214L215 192L212 193V192H213ZM223 190H224L225 192H224ZM259 190H261V191H259ZM42 191H43V192H42ZM45 191H46V192H45ZM59 191H60V192H59ZM67 191H68V192H67ZM85 191H86V192H85ZM95 191H96V192H95ZM117 191H118V193H117ZM125 191H126V192H125ZM136 191H137V193H136ZM142 191H143V193H142ZM145 191H150V192L147 193V192H145ZM168 191H169L170 193H171V192L173 193L174 191H175V192L177 191V194H178V192H179V194L177 195L176 193H174V194L171 193L172 195H169V198H168V193H169ZM201 191H202V192H201ZM204 191H205V192H204ZM218 191H219L220 193H219ZM257 191L260 192V195H262V196H261L262 199H260L261 197L259 198L260 195H259L258 193H256ZM20 192H21V191H20ZM23 192H24V191H23ZM29 192H30V191H29ZM33 192H34V191H33ZM44 192H45V193H44ZM55 192H56V193H55ZM70 192H71V193H70ZM88 192H91V195H92V196H93V195H96V194L98 193L95 197H96V199L98 198L97 200H99L100 203L97 202V205H99L101 208H102L103 205H104V206H103V209H101V208L99 209L98 207H97V208H98L99 210H101V211H103L104 209H106L107 213H110L109 216H108V214L105 215V213H104V211H103V212H102V215H100V216H101V220H100V217L98 218L99 214H101V213H100L101 211H100V212H99L98 210L96 211L97 208L95 209V208L93 207V205L91 204L92 202L89 201V200H90V199H89V196H90V197H92V196L90 195V193L88 194ZM159 192H160V191H159ZM194 192L196 193L195 195H197V196L194 195ZM217 192H218V193H217ZM241 192H242V193H241ZM30 193H31V192H30ZM30 193H29V194H30ZM61 193H62V195H61ZM64 193H65V194H64ZM68 193H69V194H68ZM84 193L87 194V197H88V198H86V194H84ZM94 193H95V194H94ZM113 193H115V194H113ZM133 193H134V194L136 193V196H135ZM139 193H140V194L142 193V194L140 195V197L142 196L141 198L138 197V196H139ZM144 193H145V195H143ZM149 193H150V194H149ZM157 193H158V192H157ZM186 193H187V195H188L189 193H191V194H193V195L189 194L190 196H189V195L187 196V195H185ZM223 193H224V194H223ZM230 193H231V194H230ZM255 193H256V194H255ZM261 193H262V194H261ZM21 194H23V193H21ZM26 194H28V193H26ZM26 194H25V195H26ZM116 194H117V195H116ZM137 194H138V195H137ZM183 194H184V195H183ZM222 194H223V196H222ZM225 194H226V195H225ZM16 195H17V194H16ZM18 195H19V194H18ZM35 195H36V194H35ZM88 195H89V196H88ZM103 195H104V196H103ZM129 195H130V196H129ZM161 195H162V196H161ZM176 195H177V196H176ZM179 195H180V196H179ZM218 195H219V196H218ZM228 195H229V196H228ZM238 195H239V194H238ZM251 195H252V196H251ZM26 196H28V195H26ZM58 196H60V198H62L63 196H65V197H63V198H67V197L69 196L67 199H65L66 202H67V200H70L69 198H73L74 200H76V201H74V200L71 201V200H70L71 203H70V202H67V203H66V202H64V201L62 200L63 198H62V199L59 198L60 202H61V201L64 202V205L66 206L65 209L68 210V212L65 210V211L68 213V217L70 216V214H71L72 211H73L72 208L74 209L75 206H76V208H78V210H77L76 208L74 209V211L76 210L78 214L75 215L76 212H73L74 215H71V216H73V218H75L74 220H77V221H76L77 224L75 223V221L72 222V224H73L72 227H74V228L71 229V232H75V233L77 232V235H78V233H79L78 236L76 235L78 238H77V237H74L75 234H74V233H71V232H68V234H69V236H70V233L74 235V236H73V235L70 236V239L73 237L72 240H70V239L67 240V239L65 238V237L67 236V235H64L65 233H67V232H66V229H67V231H68V230H70V228H72V227H71L72 224H71L70 221H69V218L72 219V217L70 216V217L68 218L67 215H66V213H65V215L63 214V213L65 212V211H64V207H65V206L63 207L62 204H61V205L59 204L60 202H59V200H57V199H58V198H57ZM97 196H98V197H97ZM149 196H151V199H150ZM183 196H184V198H183ZM216 196H217V198L219 197L218 200H217ZM227 196H228V197H227ZM230 196H231V197H230ZM255 196H256V197H255ZM12 197L15 199L14 201H13V198H12ZM17 197H19V196H17ZM20 197H21V196H20ZM34 197H35V196H34ZM76 197H75V198H76ZM109 197H110V200H108ZM130 197H131V199H132L133 201L135 200V201L133 202L134 204L131 202ZM132 197H133V198H132ZM134 197H135V198H134ZM145 197H147V198H145ZM148 197H149L150 200H152L150 203H148L150 200H148V202H147ZM175 197H174V198H175ZM181 197H182V198H181ZM197 197H198V198H197ZM210 197H211V198H210ZM221 197H223V198H221ZM229 197H230V198H229ZM51 198L54 200V202L51 201ZM84 198H85V199H84ZM93 198H94V197H93ZM105 198H106V199H105ZM111 198H112V199H111ZM124 198H126V199H124ZM161 198H163V199H161ZM174 198H172L173 201H174ZM178 198H179V199H178ZM207 198H208V201H207ZM209 198H210V199H209ZM214 198H215V199H214ZM91 199H92V198H91ZM128 199H129V200H128ZM141 199H142V200H141ZM186 199L184 200L185 203H187V202L189 201V200L187 201ZM220 199H221V200H220ZM251 199H252V201H251ZM259 199H260V201H259ZM11 200H12L13 203L11 202ZM102 200L104 201V203H103ZM113 200H114V201H113ZM139 200H140V201H139ZM143 200H144V201H143ZM145 200H146V201H145ZM166 200H165V201H166ZM225 200H226L227 202H225ZM22 201H24V200H22ZM33 201L37 202L38 204L35 206V204L33 203ZM43 201H44V202H43ZM49 201H50V202H49ZM56 201H57V202H56ZM88 201H89V202H88ZM92 201H95V198H94V200L92 199ZM106 201H107V202H106ZM110 201H112V202H110ZM127 201H128V202H127ZM142 201H143V202H142ZM157 201H158V203H157ZM165 201H163V203H165ZM173 201H172V202H173ZM176 201H174V202L176 203ZM186 201H187V202H186ZM212 201H213V203H212ZM216 201H217V202H216ZM7 202H8L9 204H8ZM47 202H48V203H47ZM58 202H59V203H58ZM72 202H78V203H77L76 205H75V203H74V205H73ZM84 202H85V204H84ZM86 202H87V203H86ZM126 202H127L128 204H127ZM140 202H141V203H140ZM145 202H146L147 204H146ZM153 202H155L156 205H154L155 203H153ZM174 202H173V204H174ZM209 202H208V203H209ZM251 202H252V203L254 202V204H252V205L247 204V203H251ZM17 203H18V204H17ZM21 203H22V202H21ZM28 203H29V204H28ZM31 203H33L34 205H32ZM41 203H43V204L41 205ZM53 203H55V204H54V207H53L54 210L52 209V206H53V205L51 206V204H53ZM102 203H103V204H102ZM106 203H107V204H106ZM114 203H115V204H114ZM124 203H125L126 205H125ZM152 203H153V207H154V206H157V204H158L157 208L155 207L156 209L152 207ZM166 203H169V202L166 201ZM166 203H165V204H166ZM181 203H182V202H181ZM216 203H217V204H216ZM258 203H260V204H258ZM4 204H3V205H4ZM56 204H57V205H56ZM69 204H72L73 206L71 205V206H72V207H71V206H69ZM80 204H82V205H80ZM83 204L86 205V206H83ZM89 204H90V206H89ZM122 204H123V205H122ZM142 204H143V205H142ZM144 204H146V205L149 204V205H148V206H145ZM169 204H171V203H169ZM255 204L257 205V207H256ZM58 205H59V206H58ZM77 205H78V206H81V208L86 207V209H84V212L87 211V210H89L91 214H94V217H96V218H95V223H96V221L99 222V223H102V225L99 224V223H98V224L96 223V224L99 226L98 229L96 228V227H98V226L95 224L96 227H94V228H96V229L93 228V229H94V232H95V230L98 231V232L100 231V233L102 232V230H103V232H104V231L106 230V228H104V227L106 226L107 228L109 227V233H110V234H109L107 231H105V232H107V233H105V232L103 233V232H102L101 234L98 233V235H97L96 233H94V232H93V229H92V227L94 226V225H93V223H94L93 216H92L91 214H88L89 211H88V212H85L86 215L83 216L84 212L81 210V208L79 209V207H77ZM91 205H92V207H91ZM166 205L168 206V204H166ZM166 205H165V206H166ZM246 205H247V206H246ZM10 206H12V207H10ZM33 206H34V207H33ZM55 206H56V207H55ZM87 206H88V208H87ZM110 206H111V207H110ZM131 206H130V207H131ZM140 206H142L143 208L140 207ZM149 206H150V207H149ZM171 206H172V204H171ZM171 206H170V207H171ZM173 206H174V205H173ZM39 207H40V208L42 207V210H40ZM50 207H51V209H52L51 211L49 210ZM58 207H60V208H58ZM70 207H71V209H70ZM104 207H105V208H104ZM106 207H108L109 209L106 208ZM126 207H125V209H126ZM146 207H148V208H146ZM151 207L153 208L152 210H151ZM168 207H169V206H168ZM209 207H210L211 209H210ZM243 207H242V208H243ZM255 207H256V208H255ZM260 207H261V208H260ZM9 208H10L11 211L9 210ZM11 208H13V210H12ZM55 208H57V211H61L62 213H60V212L57 213ZM114 208L116 209L115 211L117 212V213H116L117 218H118V216H119V218H120L122 215H123V216H125V215L127 216V215H128V219H127V220L130 219V220H131V223H132V226H131L130 224L128 225V223H127L128 226H125V227H124V226H123V224H124L123 222H124V221L122 220L124 217H123V216L121 217V218H122V219H121V220H122L121 223H123V224L121 225V229H122V226L125 228V229L123 228V229L120 231V233H122V235H123L124 232H126V231H127V233L129 234V233H130L129 230H130V229L132 230L133 227H135V229L138 230V231H136V232H138V233H135V232H134V233L132 234V236H131V235H128V234H127L128 236H126V235L124 234L123 236H126L127 239H124V237H123L122 235H121V236L123 237V239H122V237H120V239H122V240H119V238H118V239H116V238L113 239V242H115V241L117 240L118 243H117V242H116V243L119 244V246L117 245L118 247H116V244H115V245H114V244L111 245V243H113L112 240L110 241L111 243H109V241H107V240L110 239V235H112V237H113V236L115 237L116 235H113V234L119 233V232H118L119 230H117V229H115L117 232H116V231H115V232L113 231V230H114V227H115L114 225L118 226V224H119V222L116 224V223H114L113 221L116 220L115 222H117L119 218H118V219H117V218L114 219V218L116 217V216L114 215V216H113V217H114V218H113V221H110V219L112 220V216H111V214L113 215V214L115 213V211H113ZM141 208H142V210H146V212H147V210H148L147 215H146L145 211L143 212V211L141 210ZM161 208H162V209L165 208V209L162 210L163 213H162L161 211H159L162 215L164 214V210H165V213H166V212L169 213V211L172 210V209H168V208H167L169 211H166V210H167L166 207H161ZM161 208H160V210H161ZM208 208H209V209H208ZM244 208H243L242 211H245ZM254 208H255V209H254ZM258 208H260V209L258 210ZM128 209H132V207H131V208H128ZM212 209H213V211H212ZM222 209H224V208H222ZM71 210H72V211H71ZM80 210H81V211H80ZM93 210H95L96 213H95V211L93 212ZM108 210H109V211H108ZM117 210H119L120 213H118ZM262 210H263V211H262ZM31 211H32V210H31ZM54 211H55V212H54ZM63 211H64V212H63ZM122 211H123V210H122ZM126 211L129 212V210H127V209H126ZM149 211H150V212H149ZM257 211H258V212H257ZM10 212H11V213H10ZM32 212H33V211H32ZM98 212H99V213H98ZM112 212H113V213H112ZM132 212H133V211H132ZM261 212H262V213H261ZM12 213H13V214H12ZM55 213H57V215L59 214V216H56ZM79 213H80V214H79ZM81 213H82V214H81ZM160 213H159V214H160ZM1 214H2V215H1ZM9 214H12V215H9ZM61 214L64 215V218H62L63 215H61ZM96 214H97L98 216H97ZM118 214H119V215H118ZM149 214H150V215H149ZM159 214H157V215H159ZM161 214H160V215H161ZM54 215H55L56 217H55ZM80 215H81V216H80ZM87 215H88L89 217L91 216L90 218L93 220V222L91 221V219L89 220V217H88ZM103 215H104V217H105V216H106V217H107V216H108V217L111 216V218H109V220H108L109 223L106 222L108 218L105 217V218H106V219H105V218L103 217ZM164 215H165V214H164ZM167 215H168V214H167ZM218 215H219V214H218ZM218 215H217V216H218ZM60 216H61V219H63V222L61 221ZM78 216H79V217H78ZM82 216H83V217H86V216H87L88 218L86 217L85 219H88V220L91 222V224H92L93 226L90 225V223H89L88 225H84L83 223H84V222L86 223L87 221L84 220V222H83L82 220H83L84 218H82ZM129 216H130V217H133V218H130ZM148 216H150V218H149ZM154 216H156L155 213H154ZM247 216H246V217H247ZM253 216H252L251 218H253ZM23 217H24L25 219H23ZM42 217H43V218H42ZM54 217H55V218H54ZM57 217H58L60 220L57 219ZM80 217L82 218V220L80 219ZM102 217H103L104 219H102ZM218 217H219V216H218ZM255 217H256V218H255ZM2 218L0 219V220H1L0 223H1L3 220H5L4 218H3V219H2ZM10 218H11V217H10ZM26 218H27V219H26ZM126 218H127V217H126ZM126 218H125L124 220H126ZM134 218H135L136 220H134ZM139 218H140V217H139ZM141 218H143V216H142ZM55 219H56V220H55ZM64 219H67V221L64 220ZM96 219H97V220H96ZM143 219H144V218H143ZM151 219H153V217H152ZM260 219H261V220H260ZM10 220H11V219H10ZM10 220H9V221H10ZM14 220L17 221V222H19L20 224H19V223H18V224H19L20 226L17 224V227H16V223H17V222L14 223V222H15ZM26 220H28V221L26 222V223H27V224H26V227H31V226H32V229H30V228H26V227H25V224H24L25 222H24V221H26ZM57 220H58V221H57ZM127 220H126V222H129V223H130V220H129V221H127ZM132 220L136 223V225H135V223L133 224V221H132ZM258 220H259V221H258ZM12 221H10V222H12ZM29 221L31 222V225H30V226H27ZM43 221H42V222H43ZM60 221H61L62 223H64V226H66V224H67L68 221H69L70 225H69V223H68V226L65 227V228L63 229L62 224H61V223H58V222H60ZM65 221L67 222L66 224H65ZM72 221H73V220H72ZM89 221H88V222H89ZM104 221H105V222H104ZM119 221H120V220H119ZM251 221H252V220H251ZM251 221H250V222H251ZM261 221H262V222H261ZM4 222H6V221H4ZM7 222H8V220H7ZM10 222H8V223H10ZM23 222H24V223H23ZM30 222H29V223H30ZM42 222H41V223H42ZM44 222H45V221H44ZM46 222H45V223H46ZM78 222H79V223H78ZM110 222H111V224H110ZM126 222H125V224H126ZM252 222H254V221H252ZM36 223L38 224V222H36ZM45 223H42V224L45 226V225H46ZM81 223H82V225H81ZM105 223H106V224H105ZM107 223L110 224V226H107V225H108ZM112 223H114V224H113V226H114L113 228L111 227ZM138 223H139V222H138ZM211 223H212V224L214 223V225H217V226H218V225H219V226L221 225V223H220L219 221L217 222V221H215V220L212 221ZM217 223H218V224H217ZM3 224H5V223L2 222V223L0 224V225H1L0 227H2ZM33 224H34V223H33ZM42 224L39 225V226L41 227ZM50 224H49V226L52 225V224H51V225H50ZM74 224H75V225H78V224H79V226L76 227V226H74ZM141 224H142V223H141ZM141 224H140V225H141ZM212 224H211V225H212ZM247 224H248V225H247ZM251 224H252V223H251ZM6 225H7V223H6ZM6 225H4V226H6ZM10 225H11V224H10ZM89 225H90L91 227H90ZM100 225H101V227H100ZM134 225H135V226H134ZM214 225H212L211 227H214ZM240 225H241V224H240ZM11 226H12V225H11ZM11 226H10V227H11ZM80 226H82V228H81ZM84 226H85V227H86V226H89V227H86V228H85ZM130 226H131L132 228H130ZM143 226H144V225H142V227H143ZM217 226H215V227L217 228ZM260 226H259V227H260ZM7 227H9V226L7 225ZM40 227H38V228L41 229L40 231H42L43 226H42L41 228H40ZM45 227H47V226H45ZM68 227H69V228H68ZM246 227H249V228H246ZM21 228H22V227H21ZM50 228H51V229H50ZM76 228H78V229H76ZM80 228H81L82 230H81ZM90 228H91V230H90ZM101 228H102V229H101ZM103 228H104V229H103ZM110 228H112V230H111ZM118 228H120V224H119V227H118ZM128 228H130V229H128ZM216 228H214V229H216ZM218 228H220V227H218ZM218 228H217V229H218ZM0 229H1V228H0ZM4 229H6V228H4ZM9 229H10V228H8V230H9ZM36 229H37V231H36ZM53 229H54V230H53ZM83 229H86V230H83ZM126 229H128V230H126ZM135 229H134V230H135ZM210 229H212V228H210ZM250 229H251V231H250ZM255 229H257L256 231H258V230H259V231H258V232L255 231V232H256V233H255V232H254ZM261 229H263V230H261ZM31 230H32V233H31ZM77 230H79V232H78ZM87 230H88V232H90V233L86 232ZM125 230H126V231H125ZM143 230H144V228L142 229V231H143ZM212 230H213V229H212ZM248 230H249V231H248ZM260 230H261V232H260ZM1 231H2V230H0V234H1ZM5 231H6V230H5ZM5 231H4V232H5ZM12 231H13V230H12ZM22 231H21V233H22ZM26 231L30 232L32 235H33V233H36V235H37V234H39V235H37V237H36V235L34 234V236H35V238H34V237H32V235H31L30 233H28V232H26ZM54 231H55V232H54ZM57 231H59L60 233L57 232ZM81 231H84L85 233H84V232H81ZM91 231H92V232H91ZM111 231H112V234H111ZM123 231H124V232H123ZM213 231H214V233H215V232H218V231H220V230L218 229V230H213ZM213 231H211V232H213ZM262 231H263V232H262ZM2 232H3V231H2ZM4 232L2 233L4 236H5L6 234H8V233H6V232H5L6 234H4ZM10 232H11V231H10ZM61 232H65L64 234H62V237H60V236H61ZM132 232H133V231H131V233H132ZM147 232H148V231H147ZM249 232H250V233H249ZM252 232H253V233H252ZM12 233H13V232H12ZM45 233H46V232H45ZM51 233H49V235H50ZM57 233H59V236H57V235H58ZM81 233H83V235H85V236H83ZM143 233H144V237H145V235H146V237H145L146 242H147L148 239H149V240L151 239V238H149L150 235L146 234L145 230L143 231ZM246 233H248L249 236L251 237L250 240H247V239L249 238V237H248V234H247V236L244 237V235H245ZM254 233H255V234H254ZM257 233H259V234L257 235ZM15 234H14V235H15ZM47 234H48V232H47ZM88 234H89V235L91 234L92 236H91V235L89 236ZM102 234L104 235V237H102V238H104L103 240H101L102 238H100V236H101ZM105 234H106V235H105ZM250 234H252V235H250ZM9 235H10V234H9ZM14 235H13V237H14ZM16 235H18V234H16ZM16 235H15V237L18 238V236H16ZM49 235H48V236H49ZM80 235H81V236H80ZM103 235H102V236H103ZM107 235H108L109 239H108ZM141 235H140V236H141ZM253 235H254V236H253ZM262 235H263V236H262ZM4 236H3V237H4ZM7 236H8V235H7ZM20 236H19V238H20ZM53 236H52V237H53ZM63 236H65V237H63ZM69 236H67V237H69ZM97 236L99 237L98 240H101V242L103 241L102 245H101L100 243L97 242V238H98ZM118 236H119V235H118ZM129 236H131V239H130V240H128V237H129ZM138 236H139V235H138ZM142 236H141V237H142ZM147 236H148V239H146ZM153 236L156 237L155 235H152V236H150V237H152V239H153V238H154ZM229 236H230V235H229ZM258 236H262L263 238H262V237H258ZM8 237H10V236H8ZM13 237H10V238L14 240L15 237H14V238H13ZM39 237H40V239H42L41 241L39 240ZM83 237H86V238L83 239ZM95 237H97V238H95ZM106 237H107V239H106ZM112 237H111V238H112ZM132 237H133V238H132ZM239 237H240V238H239ZM243 237H244V238H243ZM255 237H256V239H254V240H257V238H258L257 241H254V240H253V238H255ZM0 238H1V236H0ZM5 238H6V237H5ZM5 238H3V239H5ZM19 238L17 239V241L20 240ZM61 238H62V240H64V241H61ZM63 238H64V239H63ZM74 238H75L76 240H74ZM129 238H130V237H129ZM156 238H157V237H156ZM156 238H154V239H156ZM259 238H260V239H259ZM1 239H2V238H1ZM1 239H0V240H1ZM34 239H35V240H34ZM36 239L39 240V241L37 240L38 243L35 242ZM48 239H49V238H48ZM77 239H78L79 241H80V240H81V241L78 242ZM87 239H88V238H87ZM136 239H137V241H141V238H139V240H138V237H137V236H136ZM142 239H143V237H142ZM212 239L215 240V239H218V237L214 234V236L212 237ZM222 239H223V238H222ZM233 239H234V240H233ZM239 239H240V240H239ZM5 240H6V239H5ZM13 240H12V242H13ZM66 240H67L68 242H67ZM114 240H115V241H114ZM125 240H128L127 242H128L129 244H130V243H131V244L129 245V244L126 243V244L124 245ZM143 240H144V239H143ZM20 241H21V240H20ZM69 241H70V242H69ZM75 241H76V242H75ZM86 241H87V240H86ZM106 241H107V243H106ZM122 241H123V244H121ZM236 241H237V242H236ZM248 241H249V242H248ZM258 241H260V243H258V244L256 245V242H258ZM3 242H4V241H3ZM3 242H2V243H3ZM8 242H9V240H8ZM12 242H11V243H12ZM14 242H15V240H14ZM18 242H19V241H18ZM42 242H43V243H42ZM62 242H63V243H62ZM64 242H65L66 245H63ZM74 242H75V243H74ZM84 242H85V240H84ZM87 242L89 243V239H88ZM143 242H145V241H143ZM143 242H142V244H143ZM227 242H228V241H227ZM262 242H263V243H262ZM9 243H10V242H9ZM9 243L4 242L3 244H4V245L6 244V246H7V244H9ZM11 243H10V244H11ZM50 243H52V245H53V243H55V244H54L53 247H52V245H51ZM61 243H62V244H61ZM77 243H79V245H80L81 247H80L79 245H77ZM88 243H87V244H88ZM97 243H98V245H97ZM104 243L106 244V247L104 246V245H105ZM134 243L132 244V245H134V246L131 245V247H133V249L131 248V249H129V251H131V250L134 251L135 249L137 250L138 248H139V250H140V247L144 248L143 246L146 245V244L144 243V244L141 246V244H140L141 242H140V243L137 242L136 244H134ZM0 244H1V242H0ZM3 244H2V245H3ZM10 244H9L8 246H10ZM19 244H20V243H19ZM31 244H32V245H31ZM59 244H61V245H59ZM69 244H70V245H69ZM72 244H73V245H72ZM103 244H104V245H103ZM107 244H108V245H107ZM120 244H121V245H124V246L121 247ZM137 244H139V247L136 248L135 246H136ZM260 244H262L261 247H260ZM12 245L15 246V244H13V243H12ZM50 245H51V247H50ZM55 245H56V246H55ZM68 245H69V246H68ZM71 245H72V247H71ZM100 245H101V246H100ZM109 245H110V246H109ZM127 245H128V246H127ZM57 246H58V247H57ZM65 246L68 247V248H66ZM77 246L79 247V249L77 248ZM125 246H126L127 248H126ZM137 246H138V245H137ZM237 246H238V247H237ZM255 246H257L259 249H260V248H262V249L258 250V248L255 247ZM3 247H5V246H3ZM3 247H1V248H3ZM46 247H47L48 249H47ZM54 247H55V248H54ZM61 247H62V248H61ZM63 247H64V248H63ZM75 247L78 249L77 252L74 251V250H76ZM91 247H92V246H90L89 249H90ZM96 247H95V248H96ZM99 247H98V248H99ZM103 247H102V249H104ZM134 247H135V249H134ZM253 247H254V248H253ZM12 248H13V247H12ZM12 248H11V249H12ZM28 248H31V250L28 249ZM38 248H37V249H38ZM56 248H57V252L60 251V252L62 253V255H61L60 252L57 254V252H56V250H55ZM80 248H82V249L85 251V252L82 251V253H83L84 255L81 253ZM142 248H141V249H142ZM145 248H146V246H145ZM228 248H229V249H228ZM232 248H233V249H232ZM239 248H240V249H239ZM245 248H246V249H245ZM5 249H6V247H5ZM27 249H28V251H29L30 253L27 251ZM39 249H40V248H39ZM63 249H64V250H63ZM66 249H67V250H66ZM73 249H74V250H73ZM99 249H101V248H99ZM99 249H98V251H99ZM110 249H108V252L111 251ZM118 249H117V251H118ZM237 249H238V250H237ZM244 249H245V251H244ZM250 249H251V250H250ZM255 249H256V250H255ZM2 250H3V249H2ZM2 250H1V251H2ZM8 250H9V248H8ZM43 250H41V252H42ZM58 250H59V251H58ZM61 250H63V251H61ZM92 250H94V251H92ZM105 250H102V253H103V254L105 253ZM142 250H145V249H142ZM142 250H140V251H142ZM146 250H147V248H146ZM146 250L144 251V253H143V251L139 253V254H142L143 257H146V259H145V258L143 259V257L139 256V258L141 257L140 259H143V261H146V260H147V257H148L149 259L152 260V258H153L152 255H154V256H158V257H159V255L157 254V253H158L157 250H156L157 253H156L154 250H152V253H151L152 255H149L150 252H148V250H147V253H148V254H147V253H146ZM249 250H250V251H249ZM3 251H5V250H3ZM3 251H2V252H3ZM6 251H7V250H6ZM14 251H13V252H14ZM39 251H40V250H39ZM64 251H65V252H64ZM78 251H79V252H78ZM91 251H92V252H95V249L93 248V249H91ZM103 251H104V252H103ZM112 251H113V250H112ZM112 251H111V252H112ZM117 251H115V252L113 251L114 254H113V252H112V254H110L111 252H109V255H108V258H107V259L110 260L109 257H110L111 255H112V256H111V259L113 258L112 260H114V259H116V260H117V259H119V260L121 259V260H122L123 258H126V259L128 258V259H129L130 256H128V255H124L125 252H123V251H119V252H121V253H119V252H117ZM256 251H257V252H256ZM259 251H260V252H259ZM11 252H12V251H11ZM27 252H28L30 255H26ZM41 252H40V254H41ZM55 252H56L57 256H55ZM72 252H73V253H72ZM122 252H123V253H122ZM153 252H155L156 254H155V253L153 254ZM231 252H232V253H231ZM261 252H262V253H261ZM7 253H10V252L8 251ZM7 253H6V255H7ZM33 253H32V255H33V257H34V254H33ZM38 253H39V252H38ZM63 253H64V255H63ZM77 253H79V256L76 255ZM85 253H89V254H85ZM96 253H99V252L96 251ZM102 253H99V255L97 256L98 258H97V260H95V261H96L95 264H97V263L99 264L101 261L105 262V260L107 261L108 264H113V263H112V262H113L112 260H110L109 262H108L107 259L104 260L105 255L103 256V259L100 258V254H102ZM117 253H119V254H117ZM127 253H128V251H126V254H127ZM130 253H132V252H130ZM130 253H128V254L130 255ZM13 254H14V256H12V253H11V255L8 254V256L16 257L15 253H13ZM35 254H36V253H35ZM40 254H39V255H40ZM103 254H102V255H103ZM143 254H147V256H146V255L144 256ZM1 255H2V257H3V254H1ZM1 255H0V256H1ZM32 255L30 256V259H31ZM60 255H61V256H60ZM118 255H119L120 258H119V257L116 258V256H118ZM136 255H137V254H136ZM226 255H227V254H226ZM4 256H5V254H4ZM76 256H77V257H76ZM121 256H122V257H121ZM126 256H127V257H126ZM133 256H135V254H134ZM133 256H132V257H133ZM12 257H9V258H12ZM65 257H64V260L66 261V258H65ZM114 257H115V258H114ZM151 257H152V258H151ZM158 257H155L156 260L158 259ZM227 257H228V256H227ZM231 257H234V254H232ZM9 258H8V259H9ZM24 258H23V259H24ZM36 258L39 259V261H40L41 255L39 256V258H38V257H36ZM57 258H58V259H57ZM84 258H85L86 260H88V262H87ZM134 258H137V259H138V255H137V257H134ZM155 258H154V260H155ZM228 258H230V257H228ZM4 259L6 260L7 257L4 258ZM8 259H7V261H11V260L13 261V262L11 261L12 264H16V263H17V262H16V263L14 262V259H15V258H12V259H10V260H8ZM34 259H35V258H34ZM34 259H32V260H34ZM37 259H35V260L37 261ZM59 259H60V260H59ZM68 259H67V260H68ZM79 259H78V260H79ZM93 259H94V260H93ZM100 259H101V260H100ZM126 259H125V260H126ZM130 259L132 260L131 257H130ZM18 260H17V261H18ZM32 260H29V261H32ZM35 260H34V261H35ZM71 260H73L72 257H71ZM99 260H100V262H98ZM116 260H114V262H116ZM119 260H117V261H119ZM123 260H124V259H123ZM15 261H16V260H15ZM21 261H22V260H21ZM21 261H20V262L18 261V263L21 264ZM23 261H24V260H23ZM26 261H27V260H26ZM43 261H44V260H42V262H41L42 264H43ZM45 261H44V264H45ZM69 261H70V260H69ZM85 261H86V262H85ZM152 261H153V260H152ZM11 262H10L9 264H11ZM37 262H38V261H37ZM54 262H55V263H54ZM67 262H68V261H67ZM70 262H71V261H70ZM72 262H73V261H72ZM77 262H78V261H77ZM34 263H36V262H34ZM38 263H39V262H38ZM38 263H37V264H38ZM47 263H46V264H47ZM68 263H69V262H68ZM73 263H75V260H74ZM78 263H79V262H78ZM93 263H94V262H93ZM258 263H257V264H258ZM22 264H24V262H22ZM26 264H27V263H26ZM28 264H29V262H28ZM30 264H33V262L30 263ZM50 264H51V263H50ZM75 264H76V263H75ZM80 264H81V263H80ZM115 264H116V263H115ZM144 264H148V263H144ZM244 264H245V263H244Z\"/></svg>","mask_w":264,"mask_h":264}]
</instances>
